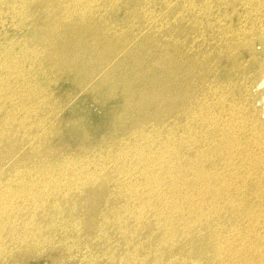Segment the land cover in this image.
Masks as SVG:
<instances>
[{
	"label": "rangeland",
	"instance_id": "374dc122",
	"mask_svg": "<svg viewBox=\"0 0 264 264\" xmlns=\"http://www.w3.org/2000/svg\"><path fill=\"white\" fill-rule=\"evenodd\" d=\"M2 1H4V2H2ZM2 1L0 2V20H1L0 25L2 23L3 24L0 26V45H2V46L4 45V46H3V48H2V46H0V50H1L0 51V58H1L0 59L1 60L0 61V70H1L0 71V82H2L3 80L4 81L0 84L1 85L0 90L2 91V93L0 94V98H1L0 99V114H2L1 116L4 118H2L0 116L1 117L0 120L3 119L0 121V126H2V127H0V142H1L0 143V147H1L0 149L2 150V152L0 150V156H1L0 157V194H1L0 195V207H1L0 208L1 209L0 210L1 211L0 212V226L4 227V228H2L4 230H2L0 228V232L3 235V236H1V234H0V248H2V249H0V251L1 250L3 251V252L2 251L0 252V264H89V263L92 264L91 262H93V264H113V263L114 264H120V263L125 264V260H126V264L127 263L128 264H150V263L154 264L156 261L157 262L155 264H157V263L158 264H181V263L182 264H186V263L187 264H190V263L191 264H201V263L202 264H208V263L209 264H223V263L224 264L225 263L226 264H236V263L237 264H264V222H263L264 219H262V218H264V189H263L264 188V173H263L264 172V170H263L264 169V149H263L264 148L263 147L264 146V1H262V0H253V1L252 0L251 1L250 0H200V1L199 0H187V2H186V0H148V1L147 0H120L118 2V0H101V1L100 0H92V1L90 0V2H89L88 0H85L86 2H84L83 0H74V1L73 0H66V1L64 0V3H63V1L61 0L62 1L61 3L63 4V6H58V5H56L55 7L52 6V10H55L52 14L57 16V17L52 16V18L48 16L51 13L49 10V9H51V6L49 7V9L47 11H44V9H41V6H39V4H40V2H38L39 0H36V1L35 0H22V1L21 0H8V1L2 0ZM5 1H7V2H5ZM12 1H15L16 4L14 3V5H13ZM31 1H33V2H31ZM81 1L84 4L81 3ZM103 1H106L107 3L103 2ZM241 1H245V2H241ZM26 2H29V3H26ZM69 2L73 5L69 4ZM109 2H110V4H109ZM247 2H249L250 5ZM33 3H35V5H36L35 8L33 7L34 6ZM118 3H120V4H118ZM194 3H196L197 5L199 4V5L197 6ZM244 3L247 4L248 7H247V5H244ZM260 3L263 6H261ZM10 4H11V8H12V13H10L11 12V8L9 6ZM204 4L207 7H205ZM252 4H253V6H252ZM19 5H20V7H19ZM80 5H81V7H80ZM209 6H210V9H209ZM25 7H27V8H25ZM28 7L31 9H29ZM181 7H183V8H181ZM199 7H201L202 9ZM36 8H37V10H34ZM191 8L193 11L191 10ZM206 8H207V11H206ZM7 9L9 10L8 13H7ZM16 9H19L20 11L16 10ZM39 9H40V11H39ZM79 9H81V10H79ZM111 9H113V10H111ZM197 9H199L200 11ZM15 10L17 12H15ZM94 10H96L97 13ZM117 10H118V13H117ZM194 10H196V11L194 12ZM255 10H256V12H255ZM70 11L71 12H77V13L81 12V13L78 15H77V13L76 14L74 13L75 14V16H74L71 13H67ZM233 11H234V13H233ZM242 11L243 12L245 11V14ZM191 12H192V14H191ZM28 13H30V14L33 13L32 14L33 17ZM42 13H43V15H41ZM4 14H5V16H4ZM34 14H36V16ZM63 14L65 15L64 18H66V21H64L63 23H69V26H72L75 24V27H76V25H78V23L81 22L79 18L84 16L85 14H93L95 20L92 21V24H90L91 21L88 22V24L83 23L82 26H83V28L84 27L85 28L80 30V27H79L78 29H76L74 31V33L67 31L66 29H64L65 27L55 28V31H53L51 24H50L51 23L50 21H52V20L55 21L56 18L58 20L59 17H62ZM195 14H197V15H195ZM7 15H9V16H7ZM23 15H24V19H22ZM38 15H41V18ZM188 15H189V17H187ZM193 15H195V16H193ZM12 17H13L15 22H13ZM254 17H255V19H254ZM31 18H33V20ZM102 18H104L105 20L103 21ZM248 18H249V20H248ZM256 18L258 21L256 20ZM21 19H22V22H20ZM48 19H51V20L48 21ZM29 20H31V21H29ZM36 20H38V21H36ZM146 20H148V21H146ZM9 23L10 24L12 23L11 26L9 25ZM20 23H21V25H20ZM52 23H54V22H52ZM101 23H103V24H101ZM62 24H61V26H62ZM95 24H97V25L95 26ZM109 24H110L111 28H110ZM178 24H180L179 27H178ZM16 25H17L18 30L16 29ZM89 25H92V26L89 27ZM103 25H104V27H103ZM94 26H95V28H94ZM98 26L101 27L100 30H96V28ZM253 26H255L254 29H253ZM35 27L38 29H36ZM92 27L94 29H92ZM175 28H177V29H175ZM236 28H240V29H236ZM112 29H115V30H112ZM127 29L128 30L130 29V30L128 31ZM245 29H247V30H245ZM90 30L91 31L94 30V31L91 32ZM168 30H170L171 32ZM178 30H179V32H178ZM248 30L249 31L252 30V31L249 32ZM256 30H258V31H256ZM7 31H8V33H7ZM113 31L114 32L116 31L117 33L115 32V35H114ZM126 31H128V33ZM80 32H82V33H80ZM106 32L108 33L107 37L103 35V33H106ZM12 33H14V34H12ZM35 33L36 34L38 33V34L36 35ZM8 34H10V35L12 34V36H10ZM231 34H233V35H231ZM25 35H27V36H25ZM98 35L99 36L101 35V36L98 37ZM223 35H225V36H223ZM24 36L26 39L24 38ZM13 38H16V39H13ZM236 38H238V39H236ZM19 39H21V41H22L21 43H20ZM35 39H36V41H35ZM78 39H80V40L78 41ZM237 40H238V42H237ZM25 41H26V44H24ZM29 41H31V42H29ZM10 42L11 43L14 42L12 44L13 46L11 45ZM15 42H16V44H15ZM126 42L128 45L126 44ZM233 42H236V43H233ZM27 44H28V46H27ZM60 45H62V46H60ZM29 46H31V47H29ZM93 46H97L96 47L97 49H94ZM6 48H10V49L7 50ZM73 49H74V52H73ZM220 50H221V52H220ZM36 51H37V53H36ZM1 52L4 55H2ZM109 52H112V53H109ZM39 53H42V54H39ZM204 55H206V56H204ZM36 56H38V57L36 58ZM81 56H83V57H81ZM106 56H109L108 59ZM207 56H208V58H207ZM11 57H12L13 61L11 60ZM24 57H27V58L23 59ZM29 57H32L31 59H33V60H31ZM5 58H7V59H5ZM81 58L84 60L82 61ZM205 58L207 60H205ZM20 59H22V60H20ZM26 59H28V60H26ZM38 59H40V60H38ZM76 59L78 62L76 61ZM155 60H156V62H155ZM31 61H32V63H31ZM39 61H41V63ZM37 62H39V64ZM11 63L13 64V66ZM22 63H23V65H22ZM24 64H26V65L24 66ZM30 64H31V66H30ZM64 64H66L67 66ZM38 65H39V67H38ZM10 66L13 70L10 68ZM2 67H3V69H2ZM31 67H33V69ZM133 67H135V68H133ZM17 68H18V70H17ZM19 69H22V70H19ZM43 70L47 74H45V72H43ZM20 71H21V73H20ZM145 71H146V73H148L147 75H146ZM112 72H115V73L113 74ZM141 73H143V74H141ZM110 74H112V75H110ZM41 75L43 77H41ZM19 79H20V81H19ZM150 79H151V81H150ZM160 81H162V82H160ZM23 82H25V83H23ZM128 82L130 83V85L127 84ZM28 83H30V84L28 85ZM148 83H150V84H148ZM167 83H169V84H167ZM10 85H12V86H10ZM17 85H19V86H17ZM4 86H6V87H4ZM20 86L24 90L19 88ZM25 86L26 87L28 86L27 90H29V91H25L26 90ZM30 86H32V88ZM160 87L162 88V90H160L161 89ZM7 88L10 90H8ZM15 89H16V91H15ZM42 89H44V90H42ZM35 90L37 92L36 93L37 97L34 95ZM134 90H136V91H134ZM3 91H4V93L5 92L6 93L4 94ZM31 91H32V93H30ZM38 91L40 92L39 94H38ZM42 91H44V93ZM154 91L155 92L158 91V92H156V94H155ZM159 91H160V94H162V95L158 94ZM33 92H34V94H33ZM163 92L165 94L166 93L167 94L165 95ZM41 93H43V94H41ZM169 93H171V94H169ZM17 94H18V96H17ZM44 94H46V95L44 96ZM22 95H23V97H22ZM144 95H146V96H144ZM217 95H219V96H217ZM2 96H4V97H2ZM171 96L175 97V98H172ZM200 96H201V98H199ZM157 97H159L157 99L158 101L156 100ZM219 97H220V99H219ZM5 99H6V102L4 101ZM47 99H48V101H47ZM221 99H224V101ZM195 100L196 101L198 100V103ZM13 101H15L16 103ZM21 101H22V103H21ZM44 101H45V103H43ZM3 102H4V104H3ZM37 102H38V104H37ZM192 102H193V104H192ZM220 102H222L221 103V104H223L222 106H221ZM9 103H11V104L9 105ZM196 103H197V105H196ZM7 104H8V106H6ZM12 104H13V106H12ZM27 104H29V105H27ZM48 104L51 106H48ZM126 104L127 105L130 104V105L127 106ZM199 104H200V106H199ZM36 105H39V106H36ZM19 106L21 107V109L19 108ZM30 106H31V108H30ZM40 106H41V108H40ZM235 106H236V108H235ZM8 107L12 110L9 111ZM5 108L8 109V111H5L4 110ZM124 108H126V109H124ZM199 108H201L202 110H199ZM25 109L28 111V113L25 112L26 111ZM41 109H43V110H41ZM52 109H54L55 111ZM231 109H233V110H231ZM1 110L4 112H2ZM49 110L51 111V113ZM19 111H20V113H19ZM190 111L192 114L190 113ZM231 111H233V113ZM14 112H16V114ZM29 112H30V114H29ZM200 112L203 114V116ZM6 113L9 116H7ZM215 113H216V115H215ZM35 114H37V116ZM195 114H197V115H195ZM50 115H52V116H50ZM186 115H188V116H186ZM12 116H15V117H12ZM22 116H23V119H22ZM234 116H237V117H235L236 119L234 118ZM38 119L39 120L41 119V120L39 121ZM49 119H50V121H48ZM24 121H27V122L25 123ZM28 121H29V123H28ZM189 121H191V122L189 123ZM32 122H34L35 124L33 123L34 124L33 125ZM46 122L48 123L47 126L45 125V124H47ZM150 122H151V124H150ZM23 124H25V125H23ZM152 124H154V125H152ZM239 124H242V125H239ZM4 126H6V127H4ZM250 126H251V128H250ZM255 127H256V129H255ZM46 128H47V130H46ZM149 128H152V129H149ZM174 128H176V129H174ZM215 128H218V129H215ZM4 129H5V131H3ZM168 130L170 132H168ZM262 130H263V132H262ZM38 131H39V133H38ZM146 131H147V133H146ZM48 132H50V133H48ZM143 132H144V134H143ZM257 132H259V133H257ZM184 133L186 135H184ZM261 133H263V134H261ZM12 134H13V136H12ZM24 134H26V135H24ZM50 134H51V136H50ZM135 134H137V136H135ZM168 134H169V137H168ZM209 134H210L211 138L208 137ZM155 135H156V137H155L156 139L154 138ZM180 135H182V137ZM261 135H263V136H261ZM6 136H8V137H6ZM9 136L10 137L12 136L11 140L9 139L10 138ZM38 136H39V138H38ZM183 136L185 138H183ZM40 137L42 138L43 141L40 139ZM46 137H47V139H45ZM188 137L189 138L191 137L190 138L191 140ZM258 137H259V139H258ZM147 138H148V140H147ZM182 138H183V141L181 140ZM22 139H23V142L21 141ZM115 139H117V140H115ZM125 139L128 142L124 141ZM162 139H164V140H162ZM172 139H174V140H172ZM255 139H256V141H255ZM261 139H262V143H261ZM44 141L45 142L47 141V142L45 143ZM149 141H150V143H148ZM151 141H153V142H151ZM255 142L256 143L258 142V143L256 144ZM183 143H185V144H183ZM218 143H219V145H218ZM226 143L227 144L229 143V144L227 145ZM140 144L143 146H141ZM169 144L171 145V147L169 146ZM222 144H223V146H222ZM112 145H114V146H112ZM190 145L192 147H190ZM226 145H227V147H226ZM243 145L246 148L245 147L243 148ZM176 146H177V148H175ZM2 147H4V148H2ZM17 147H19L20 149H17ZM112 147H113V149H112ZM141 147L144 150L143 149L141 150ZM166 147L167 148L169 147L168 150ZM181 147H183V148H181ZM223 147L224 148L226 147V148L223 149ZM240 147H242V148H240ZM30 148H32V149H30ZM204 148L206 150L207 149L208 150L205 151ZM6 149H7V151H5ZM87 149L88 150L90 149V150L88 151ZM99 149H101V150H99ZM105 149H106V151H105ZM130 149H132V151ZM178 149H179V152H177ZM198 150L202 151V152H199ZM161 151L163 153L164 152H166V153L163 154ZM228 151H230V152H228ZM248 151H250V152H248ZM7 152H8V154H7ZM91 152H92V154H91ZM125 152L128 154L130 152L131 154H129V156H128V154H126ZM143 152H145V153H143ZM20 153L22 154V157H21ZM109 153H110V155H109ZM132 153H134L135 155ZM138 153L140 156L138 155ZM197 153H199V155ZM235 153L237 154V156ZM239 153L242 155H240ZM100 154H102V155H100ZM114 154H116V155H114ZM165 154H167V155H165ZM192 154H194V155H192ZM226 154H228L230 157L228 155L225 156ZM65 155H66V157H65ZM67 155H69V157H67ZM98 155H100V156H98ZM107 155H109V156H107ZM221 155H222V158L220 157ZM255 155H256V157H255ZM77 156H79V158ZM104 156L107 158H105ZM112 157H113V159H112ZM180 157H182V158H180ZM184 157H186V158H184ZM246 157H248L249 159ZM31 158H32V161H34V160L35 161L37 160V161L36 162L34 161V163H33L32 161H30ZM48 158H50V159H48ZM138 158L140 159V161L142 160L141 161L142 163L139 161ZM154 158H156V159H154ZM164 158H166V160ZM20 159H21V161H20ZM43 159H45V160H43ZM72 160H73V162H72ZM108 160H109V162H108ZM121 160H123L122 163H121ZM137 160H138V162H137ZM148 160H149V162H148ZM233 160H234V162H233ZM253 160H255V161H253ZM250 161H252V164L249 163ZM54 162H56V163H54ZM87 162H88V164H87ZM100 162H102V163H100ZM225 162H226V164H225ZM239 162L242 164H240ZM63 163H65V164H63ZM67 163H70V164H67ZM72 163H74L73 166L71 165ZM116 163H117V165H116ZM166 163H168V164H166ZM257 163H259V164H257ZM60 164L62 166H60ZM79 164L82 166H80ZM76 165H78V167ZM98 165L101 166V168L100 167L98 168ZM108 165H110V166H108ZM192 165H193V168H191ZM236 165H238V166H236ZM117 166H118V168H117ZM149 166H150V168H149ZM152 166H153V168H152ZM198 166H201V167H198ZM215 166H217V167H215ZM240 166H241V168H239ZM14 167H16V168H14ZM26 167L28 169H25ZM57 167H58V169H55ZM63 167H65V168H63ZM66 167H68V168L66 169ZM122 167H124V169ZM138 167H139V169H138ZM50 168H52V169L50 170ZM132 168H135V169H132ZM145 168L148 170V174H145V173H147V170ZM163 168H164V170H163ZM237 168H239V169H237ZM257 168L259 171H257ZM13 169H15V170H13ZM18 169H20V171ZM75 169H77L76 172H80V173H74ZM91 169H93V170H91ZM152 169L154 171H152ZM197 169H199V170H197ZM201 169H203L206 172H203V170H201ZM27 170H29L31 172H29ZM82 170H85V171L82 172ZM183 170H184V172H183ZM210 170H211V172H210ZM218 170L219 171L221 170V171L219 172ZM98 171H100L99 173L102 172V174H99ZM252 171L254 172V174H256L255 177H253L254 174H252ZM88 172H92V173L89 174ZM94 172H96V173H94ZM167 172H168V174H167ZM261 172L263 174H261ZM27 173H29V175ZM152 173H155V175L153 174L154 175L153 176ZM176 173H177V175H176ZM247 173H249V174H247ZM250 173H251V175H250ZM40 174H42V175H40ZM47 174L48 175L50 174V175L48 176ZM64 174L66 176H64ZM68 174L69 175L71 174V175L67 176ZM83 174H85V175H83ZM218 174H220V175L218 176ZM239 174L242 175L243 178ZM23 175H24V177H23ZM38 175H39V177H38ZM51 175L55 176L54 178H56V179H53V176H51ZM74 175H76V176H74ZM78 175H79V177H78ZM91 175H94V176H92V179H91ZM193 175H194V177H193ZM224 175L226 177H223ZM50 177H52V178H50ZM59 177L61 180L59 179ZM68 177L70 180H72V182H69L70 180H68ZM104 177H106V178H104ZM109 177H111L112 179ZM161 177H163V178H161ZM200 177H201V179H200ZM82 178H84V179H82ZM114 178L116 179V181ZM149 178L150 179L152 178L154 181L150 180ZM235 178H238V179H235ZM13 179L15 181H13ZM48 179L50 182L54 181V183L49 184ZM81 179L84 182L81 181ZM224 179H225V181L226 180L227 181L225 182ZM3 180L4 181L6 180L7 184L5 183L6 181L4 182ZM8 180L10 181V183L8 182ZM23 180L27 181V182L24 183ZM88 180H89V182L91 181L92 183L90 182V184H89ZM98 180H99V182H98ZM118 180L121 181L122 183H119ZM125 180H126V182H125ZM16 181H17V183H16ZM44 181H46V182H44ZM58 181H59V183H56ZM65 181H66V183H65ZM75 181H77V182H75ZM113 181H115V182H113ZM135 181H137V182H135ZM155 181H157V182H155ZM179 181H180V183H179ZM29 182H30V184H29ZM35 182L37 184H35ZM93 182L96 185H94ZM132 182H134L136 185ZM141 182H143V183L141 184ZM18 183H19V185H18ZM23 183L26 185H24ZM124 183H125V186H124ZM130 183H131V185H130ZM146 183H148V184H146ZM151 183H153V184H151ZM156 183H158V184H156ZM257 183H258V185H257ZM11 184H13L12 187L10 186ZM62 184H64V185H62ZM127 184H129V185L127 186ZM228 184H230V185H228ZM234 184H236V186ZM240 184H242V185H240ZM5 185H7V186L5 187ZM53 185H55V186H53ZM76 185H78V186H76ZM84 185H86V186H84ZM87 185H88V187H87ZM137 185L139 188H136ZM140 185H142V186H140ZM153 185H155L156 187ZM178 185H179V187H178ZM21 186L23 187L22 188L23 191L20 188ZM42 186L44 188H42ZM49 186H50V189H49ZM132 186H134V187H132ZM194 186L196 189L194 188ZM209 186H210V188H209ZM7 187H8V189H7ZM37 187H38V189H37ZM126 187H127V189H126ZM128 187H130V188H128ZM144 187H145V189H144ZM218 187H219V189H218ZM228 187L231 189L229 190ZM87 188H88V190H87ZM122 188H124L125 190ZM192 188L194 190H192ZM9 189H11V190L9 191ZM244 189H246V190L244 191ZM259 189L261 190V192L262 191L263 192L261 193L262 195L258 197V194L256 192L259 191ZM75 190H77L78 192ZM147 190H149V191L152 190V191L149 193V191H147ZM2 191L4 194L2 193ZM44 191H45V193H44ZM181 191L184 192V194ZM194 191H197V192H194ZM229 191H230V193H229ZM235 191H237V192H235ZM253 191H254V193H253ZM8 192L9 193L11 192V193L9 194ZM16 192H18V194H16ZM34 192H35V194L33 196ZM65 192H67V194ZM162 192L165 194H163ZM193 192H194V194H193ZM43 193L48 198H45ZM68 193L69 194L71 193V195L68 196ZM137 193H139V194H137ZM157 193H159V194H157ZM237 193H239V194L241 193V194L239 195ZM251 193H253V194L250 195ZM201 194H203V195H201ZM209 194H210V196H209ZM10 195H13V197ZM14 195H15V198H14ZM18 195H19V197H18ZM160 195H162V196H160ZM194 195H196V196H194ZM227 195L230 199L228 197H226ZM16 196H17V199H16ZM38 196H40L41 198H38ZM80 196H81V198H80ZM149 196H150V198H149ZM189 196L191 197V199ZM88 197H89V200L87 199ZM138 197H140L141 199H138ZM152 197L154 198V200ZM90 198H91V200H90ZM193 198H195V199H193ZM240 198H242V199H240ZM249 198L252 200V202H250L251 200ZM259 198H262V199H259ZM68 199L70 202L68 201ZM79 199H81V200H79ZM135 199H136V201H135ZM186 199H188V201ZM226 199H227V201H226ZM35 200L38 203L36 205L34 204L36 202ZM78 200H79V202H78ZM138 200L141 202H139ZM176 200H177V202H176ZM190 200H192L193 202ZM229 200H231V201H229ZM74 201H75V203H74ZM173 201L177 204H175ZM180 201L183 203H181ZM195 201H198V202H195ZM218 201H220V202H218ZM43 202H45V203H43ZM58 202L60 204L57 205ZM24 203H25V206H24ZM197 203H199V205H197ZM248 203H250V204H248ZM15 204L18 207H16ZM20 204H22V205H20ZM43 204H44V206H42ZM50 204L54 205V206L52 207ZM19 205L21 208L19 207ZM34 205H35V208H34ZM87 205L89 206L90 210L87 207ZM140 205L142 207H140ZM153 205H155V206H153ZM192 205H195V206H192ZM8 206H10V207H8ZM64 206H66L67 208ZM146 206H147V208H146ZM213 206L214 207L216 206L217 208L216 207L214 208ZM226 206H227V209H226ZM240 206L241 207L243 206L244 208L242 207L243 208L242 209ZM3 207H7V208H3ZM15 207H16V209H15ZM38 207H40V208H38ZM50 207H52V208H50ZM26 208L30 209L31 212H29L28 209H27L28 210L27 211ZM73 208H74V210H73ZM77 208H78V210H77ZM86 208L88 210H86ZM149 208H150V210H149ZM153 208H154V210H153ZM155 208H156V212H155ZM191 208H193V209L191 210ZM8 209L10 212H11V209H13L11 212L12 214H10ZM57 209H58V211H57ZM169 209L170 210L172 209V210L170 211ZM184 209L185 210L188 209L187 212ZM211 209H213V210H211ZM36 210H38V211H36ZM118 210H119V212H118ZM137 210H140V211H137ZM215 210H216V212H213ZM246 210H247V212L245 213ZM93 211H95V213ZM178 211H179V213H178ZM27 212H28V214H27ZM32 212H33V214H32ZM42 212H44V214ZM123 212H125V213L122 216ZM183 212H184V214H183ZM190 212L194 213V214L191 215ZM204 212H206V213L203 214ZM251 212L254 214H252ZM20 213H21V216L19 215ZM25 213H26V215H25ZM53 213L56 217L53 215ZM134 213H136V214L134 215ZM219 213H220V215H218ZM249 213H250V215H249ZM93 214H94V216H93ZM200 214L203 216L201 217ZM210 214H213V215H210ZM215 214H216V216H215ZM241 214H244V215L241 216ZM251 214L253 217L251 216ZM57 215H60V216H58L59 219H58ZM72 215H73V217H72ZM79 215H80V217H79ZM90 215H92L93 217L92 216L90 217ZM105 215H106V217H104ZM247 215L249 216V218L246 217ZM81 216H82V218H81ZM116 216L117 217L119 216V217L117 218ZM180 216H181V218H180ZM13 217H15V218H13ZM61 217H63V218H61ZM88 217L91 221L88 219ZM244 217H245V219H244ZM259 217H260V219H259ZM31 218H34V219H31ZM50 218H53V219L51 220ZM110 218H112V219H110ZM147 218H149V219H147ZM206 218H208V219H206ZM227 218H228V220H227ZM238 218H239V220H238ZM27 219H28V221H27ZM64 219H65V221H64ZM84 219H85V221H84ZM188 219H189V221H188ZM193 219H194V221H192ZM212 219H213V222H212ZM214 219H217V220L215 221ZM243 219H244V221H243ZM249 219H251L250 221H252L251 222L252 224H250V226H249V223H250ZM86 220H89V222L88 221L86 222ZM13 221H14V223H13ZM34 221H36V222H34ZM62 221L64 224L62 223ZM202 221H203V223H202ZM210 221H211V223H210ZM81 222H82V224H81ZM134 222H136V223H134ZM238 222H241V223H238ZM48 223L50 225H48ZM89 223L92 224L91 225L92 227L90 226ZM94 223H95V225H94ZM188 223H190V225ZM204 223H205V225H204ZM20 224H21V227H20ZM22 224L23 225L25 224L26 227L22 226ZM56 224H58V225H56ZM220 224H222L221 227H220ZM233 224H235V225H233ZM253 224H254V226H253ZM15 225H16V227H15ZM33 225L36 228L33 227ZM52 225H54V226H52ZM74 225H75V227H74ZM231 225H232V227H231ZM241 225H242V227H241ZM96 226L98 227V229H96L97 228ZM102 226H103V228H102ZM222 226H224V227L222 228ZM14 227H15V229H14ZM48 227H50V229ZM188 227H189V229H188ZM191 227H193V228L191 229ZM250 227H251V229H250ZM29 228H30V230H29ZM101 228H102V230H101ZM201 228H203V229H201ZM7 229H9L8 232H7ZM62 229L65 231H63ZM135 229H137V230H135ZM51 230H52V232H51ZM73 230L74 231L76 230V231L74 232ZM113 230H116V231H113ZM139 230H141V231H139ZM153 230H155V231H153ZM219 230L221 232H218ZM247 230H248V232H247ZM255 230H257V231H255ZM32 231L34 232V235H36V234L37 235L34 236ZM200 231H201V233H200ZM100 232H102V233H100ZM169 232L172 234H170ZM224 232L226 234H224ZM254 232H256V233H254ZM257 232H258V234H257ZM3 233L5 234L6 237L4 236ZM55 233L56 234L58 233V235H56ZM68 233H69V235H68ZM136 233H137V235H136ZM151 233H154V234H151ZM21 234H22V236H21ZM245 234L246 235L248 234L247 239L245 237L246 236ZM38 235H40V236H38ZM49 235L52 237H49ZM239 235H241V236H239ZM243 235H245V236H243ZM23 236H24V239H22ZM99 236L101 237V239ZM103 236H105V237H103ZM143 236H145L146 238ZM1 237H3V238H1ZM19 237H21V238H19ZM43 237H45V238H43ZM129 237H132V238H129ZM236 237H237V239H236ZM31 238L33 240H31ZM95 238H96V240H95ZM119 238H122V239H119ZM135 238H137V239H135ZM167 238H168V240H165ZM13 239H14V241H13ZM123 239L125 240L124 242H126L125 245H124ZM224 239H226V240H224ZM39 240H42V241H39ZM100 240H101V242H100ZM139 240H141V242ZM154 240H156V242ZM17 241H19V244ZM28 241H30V242H28ZM104 241H107V243ZM167 241H168V243H167ZM173 241L175 242V244ZM159 242L160 243L162 242V244H160ZM190 242H192V243H190ZM227 242H228V244H226ZM142 243H144L145 245ZM231 243H233V244H231ZM132 244L134 247L132 246ZM134 244H137V245H134ZM243 244H245V245H243ZM28 245H30V246H28ZM170 245H171V248H170ZM236 245H237V247H236ZM146 246H148V247L146 248ZM213 246L215 247V249ZM172 247H173V249H172ZM234 247H235V249H234ZM5 248H6L7 253L5 252ZM103 248H105V249H103ZM244 248L245 249L247 248V249L245 250ZM254 248H255V250H254ZM111 249H113L114 251ZM156 249H157V251H156ZM159 249L160 250L162 249V250L160 251ZM179 249H181L182 253ZM192 249H194V251ZM222 249L224 250V252ZM124 250H126V251H124ZM214 250H215V252H214ZM229 250H232V251H229ZM151 251H152V253H154V254L156 253V254L155 255L152 254ZM219 251H221V253ZM235 251L237 253L236 255L234 253ZM248 251H250V252L253 251V252L251 254ZM186 252H187V254H186ZM189 252L190 253L192 252V253L190 254ZM241 252H242V254H241ZM174 253H176V254L174 255ZM195 253H196V255H195ZM231 253H233V254H231ZM105 254H107V255L105 256ZM171 254H172V256H171ZM183 254H185V255H183ZM228 254H229V256H228ZM133 255H135V257ZM147 255H149V256H147ZM188 255L190 256V258ZM218 255H220L221 257H219ZM232 255H235V256L232 257ZM252 255H253V257H252ZM125 256L127 257V259ZM159 256H161V257H159ZM166 256L168 258H166ZM230 256H231V260L229 259ZM248 256L251 258H249ZM139 257H140V259H139ZM236 257H238L239 259ZM156 258H157V260H156ZM158 258H160V259H158ZM205 258L208 259L209 261H207ZM223 258H225V259H223ZM234 258H236V259H234ZM90 259H91V261H90ZM113 259L114 260L116 259L115 262L113 261ZM132 259H134L135 261ZM161 259L163 261H161ZM241 259H242V261H241ZM244 259H245V261L243 262ZM111 260H112V262H110ZM147 260L149 261V263ZM220 261H221V263H220ZM161 262H163V263H161ZM228 262H230V263H228Z\"/></svg>",
	"mask_w": 264,
	"mask_h": 264
},
{
	"label": "bare ground",
	"instance_id": "6f19581e",
	"mask_svg": "<svg viewBox=\"0 0 264 264\" xmlns=\"http://www.w3.org/2000/svg\"><path fill=\"white\" fill-rule=\"evenodd\" d=\"M1 1H2V0H1ZM1 1H0V2H1ZM7 1H8V0H7ZM7 1H5V2H7ZM21 1H22V0H21ZM35 1H36V0H35ZM62 1H63V3H64V0H62ZM62 1H61V0H43V1H42V0H39L38 2H40L39 6H41V9H44V11H47V10L49 9V7L51 6V9H49L51 13H50L48 16L52 18V16L57 17V16H55V15L52 14V13L55 11V10H52V6H54V7H55L56 5H58V6H63V4L61 3ZM65 1H66V0H65ZM73 1H74V0H73ZM83 1L86 2L85 0H83ZM88 1L90 2V0H88ZM91 1H92V0H91ZM100 1H101V0H100ZM119 1H120V0H118V2H119ZM147 1H148V0H147ZM199 1H200V0H199ZM250 1H251V0H250ZM250 1H249V2H250ZM252 1H253V0H252ZM262 1H264V0H262ZM2 2H4V1H2ZM12 2H13L12 4L14 5L15 1H12ZM23 2H24V1H23ZM23 2H22V3H23ZM31 2H33V1H31ZM94 2H95V1H94ZM96 2H97V1H96ZM103 2H106V1H103ZM183 2H184V1H183ZM186 2H187V0H186ZM195 2H196V1H195ZM241 2H245V1H241ZM249 2H247V3H249ZM258 2H259V1H258ZM26 3H29V2H26ZM26 3H25V4H26ZM81 3H83V2L81 1ZM106 3H107V2H106ZM116 3H117V2H116ZM148 3H149V2H148ZM184 3H185V2H184ZM191 3H192V2H191ZM200 3H201V2H200ZM2 4H3V3H2ZM4 4H5V3H4ZM8 4H9V3H8ZM15 4H16V3H15ZM17 4H18V3H17ZM25 4H24V5H25ZM33 4H34V6H33V5H32V6L35 8L36 5H35V3H33ZM69 4H71V3L69 2ZM83 4H84V3H83ZM86 4H87V3H86ZM95 4H96V3H95ZM98 4H99V3H98ZM98 4H97V5H98ZM109 4H110V2H109ZM118 4H120V3H118ZM189 4H190V3H189ZM194 4H196V3H194ZM256 4H257V3H256ZM21 5H22V4H21ZM27 5H28V4H27ZM71 5H73V4H71ZM77 5H78V4H77ZM88 5H89V4H88ZM100 5H101V4H100ZM191 5H192V4H191ZM196 5H197V4H196ZM198 5H199V4H198ZM198 5H197V6H198ZM244 5H247V4L244 3ZM249 5H250V3H249ZM254 5H255V4H254ZM260 5H261V3H260ZM2 6H3V5H2ZM6 6H7V5H6ZM9 6H10V8H11V4H10ZM22 6H23V5H22ZM22 6H21V7H22ZM64 6H65V5H64ZM110 6H111V5H110ZM117 6H118V5H117ZM192 6H193V5H192ZM204 6H205V4H204ZM252 6H253V4H252ZM261 6H263V5H261ZM19 7H20V5H19ZM23 7H24V6H23ZM76 7H77V6H76ZM80 7H81V5H80ZM88 7H89V6H88ZM91 7H92V6H91ZM106 7H107V6H106ZM120 7H121V6H120ZM145 7H146V6H145ZM145 7H144V8H145ZM205 7H207V6H205ZM247 7H248V5H247ZM254 7H255V6H254ZM15 8H16V7H15ZM25 8H27V7H25ZM25 8H24V9H25ZM28 8H29V7H28ZM93 8H94V7H93ZM103 8H104V7H103ZM116 8H117V7H116ZM181 8H183V7H181ZM193 8H194V7H193ZM195 8H196V7H195ZM199 8H201V7H199ZM252 8H253V7H252ZM3 9H4V8H3ZM29 9H31V8H29ZM74 9H75V8H74ZM82 9H83V8H82ZM96 9H97V8H96ZM105 9H106V8H105ZM109 9H110V8H109ZM201 9H202V8H201ZM204 9H205V8H204ZM204 9H203V10H204ZM209 9H210V6H209ZM233 9H234V8H233ZM16 10H19V9H16ZM16 10H15V12H17ZM34 10H37V8L34 9ZM68 10H69V9H68ZM77 10H78V9H77ZM79 10H81V9H79ZM91 10H92V9H91ZM97 10H98V9H97ZM111 10H113V9H111ZM183 10H184V9H183ZM185 10H186V9H185ZM191 10H192V8H191ZM197 10H199V9H197ZM2 11H3V10H2ZM8 11H9V10L7 9V13H8ZM19 11H20V10H19ZM22 11H23V10H22ZM22 11H21V12H22ZM24 11H25V10H24ZM39 11H40V9H39ZM44 11H43V12H44ZM87 11H88V10H87ZM89 11H90V10H89ZM94 11H96V10H94ZM101 11H102V10H101ZM114 11H115V10H114ZM189 11H190V10H189ZM192 11H193V10H192ZM195 11H196V10H194V12H195ZM199 11H200V10H199ZM206 11H207V8H206ZM245 11H246V10H245ZM245 11H244V12L242 11V12L245 14ZM247 11H248V10H247ZM251 11H252V10H251ZM35 12H36V11H35ZM85 12H86V11H85ZM187 12H188V11H187ZM235 12H236V11H235ZM249 12H250V11H249ZM255 12H256V10H255ZM1 13H2V12H1ZM10 13H12V8H11V12H10ZM24 13H25V12H24ZM24 13H23V14H24ZM33 13H34V12H33ZM33 13H32V14H33ZM37 13H38V12H37ZM39 13H40V12H39ZM67 13H71V14H73V15L75 16V14H76L77 12H71V11H70V12H67ZM74 13H75V14H74ZM80 13H81V12H80ZM80 13H77V15L80 14ZM93 13H94V12H93ZM96 13H97V11H96ZM105 13H106V12H105ZM117 13H118V10H117ZM185 13H186V12H185ZM185 13H184V14H185ZM233 13H234V11H233ZM28 14H30V13H28ZM32 14H30V15L32 16ZM65 14H66V13H65ZM103 14H104V13H103ZM103 14H102V15H103ZM144 14H145V13H144ZM186 14H187V13H186ZM191 14H192V12H191ZM249 14H250V13H249ZM9 15H10V14H9ZM9 15H7V16H9ZM11 15H12V14H11ZM24 15H25V14H24ZM24 15H23L22 19H24ZM34 15L36 16V14H34ZM41 15H43V13H42ZM41 15H38V16H40V18H41ZM69 15H70V14H69ZM181 15H182V14H181ZM195 15H197V14H195ZM195 15H193V16H195ZM4 16H5V14H4ZM14 16H15V15H14ZM21 16H22V15H21ZM99 16H100V15H99ZM104 16H105V15H104ZM184 16H185V15H184ZM229 16H230V15H229ZM254 16H255V15H254ZM28 17H29V16H28ZM32 17H33V16H32ZM64 17H65V15L63 14L62 17H59L58 20H57V18H56L55 21H53V20L50 21V22H51L50 24H51V27H52V30H53V31H55V28H60V27L62 28V27H65L64 29H66L67 31H70V32H73V33H74V31H75L76 29H78L79 27H80V30H82V29L85 28V27L83 28V26H82L83 23H84V24H88V22L91 21L90 24H92V21L95 20L93 14H85L84 16H82V17L79 18L81 22H79L78 25H76V27H75V24L72 25V26H69V23H63L64 21H66V18H64ZM70 17H71V16H70ZM182 17H183V16H182ZM187 17H189V15H188ZM197 17H198V16H197ZM225 17H226V16H225ZM247 17H248V16H247ZM249 17H250V16H249ZM2 18H3V17H2ZM15 18H16V17H15ZM17 18H18V17H17ZM72 18H73V17H72ZM107 18H108V17H107ZM12 19H13V17H12ZM22 19H21L20 22H22ZM25 19H26V18H25ZM28 19H29V18H28ZM31 19L33 20V18H31ZM38 19H39V18H38ZM74 19H75V18H74ZM151 19H152V18H151ZM254 19H255V17H254ZM15 20H16V19H15ZM34 20H35V19H34ZM49 20H51V19H48V21H49ZM56 20H57V21H56ZM100 20H101V19H100ZM102 20L104 21L105 19L102 18ZM248 20H249V18H248ZM256 20H257V18H256ZM260 20H261V19H260ZM11 21H12V20H11ZM26 21H27V20H26ZM29 21H31V20H29ZM36 21H38V20H36ZM106 21H107V20H106ZM146 21H148V20H146ZM257 21H258V20H257ZM0 22H1V20H0ZM6 22H7V21H6ZM13 22H15L14 19H13ZM13 22H12V23H13ZM27 22H28V21H27ZM52 22H54V23H52ZM195 22H196V21H195ZM254 22H255V21H254ZM4 23H5V22H4ZM12 23H11V24H12ZM37 23H38V22H37ZM40 23H41V22H40ZM62 23H63V24H62ZM252 23H253V22H252ZM2 24H3V23H2ZM2 24H1V25H2ZM11 24L9 23L10 26H11ZM22 24H23V23H22ZM38 24H39V23H38ZM61 24H62V26H61ZM101 24H103V23H101ZM107 24H108V23H107ZM147 24H148V23H147ZM170 24H171V23H170ZM194 24H195V23H194ZM1 25H0V26H1ZM6 25H7V24H6ZM9 25H8V26H9ZM13 25H14V24H13ZM18 25H19V24H18ZM20 25H21V23H20ZM96 25H97V24H95V26H96ZM105 25H106V24H105ZM179 25H180V24H178V27H179ZM91 26H92V25H89V27H91ZM95 26H94V28H95ZM99 26H100V25H99ZM99 26L96 28V30H100V29H101V27H99ZM101 26H102V25H101ZM109 26H110V24H109ZM256 26H257V25H256ZM13 27H14V26H13ZM32 27H33V26H32ZM103 27H104V25H103ZM35 28H36V27H35ZM40 28H41V27H40ZM94 28L92 27V29H94ZM110 28H111V26H110ZM112 28H113V27H112ZM127 28H128V27H127ZM193 28H194V27H193ZM234 28H235V27H234ZM254 28H255V26H253V29H254ZM7 29H8V28H7ZM16 29H17V25H16ZM25 29H26V28H25ZM36 29H38V28H36ZM36 29H35V30H36ZM105 29H106V28H105ZM175 29H177V28H175ZM224 29H225V28H224ZM236 29H240V28H236ZM242 29H243V28H242ZM257 29H258V28H257ZM10 30H11V29H10ZM17 30H18V29H17ZM39 30H40V29H39ZM112 30H115V29H112ZM117 30H118V29H117ZM125 30H126V29H125ZM127 30H128V29H127ZM129 30H130V29H129ZM129 30H128V31H129ZM233 30H234V29H233ZM245 30H247V29H245ZM4 31H5V30H4ZM14 31H15V30H14ZM90 31H91V30H90ZM92 31H94V30H92ZM92 31H91V32H92ZM101 31H102V30H101ZM118 31H119V30H118ZM121 31H122V30H121ZM128 31H126V32L128 33ZM168 31H170V30H168ZM173 31H174V30H173ZM248 31H249V30H248ZM250 31H252V30H250ZM250 31H249V32H250ZM256 31H258V30H256ZM33 32H34V31H33ZM35 32H36V31H35ZM113 32H114V31H113ZM115 32H116V31H115ZM115 32H114V35H115ZM170 32H171V31H170ZM175 32H176V31H175ZM178 32H179V30H178ZM220 32H221V31H220ZM231 32H232V31H231ZM243 32H244V31H243ZM246 32H247V31H246ZM7 33H8V31H7ZM14 33H15V32H14ZM14 33H12V34H14ZM80 33H82V32H80ZM110 33H111V32H110ZM116 33H117V32H116ZM173 33H174V32H173ZM227 33H228V32H227ZM236 33H237V32H236ZM241 33H242V32H241ZM247 33H248V32H247ZM3 34H4V33H3ZM12 34H11V35L8 34V35L12 36ZM35 34H36V33H35ZM37 34H38V33H37ZM37 34H36V35H37ZM89 34H90V33H89ZM107 34H108L107 32H106V33H103V35L106 36V37H107ZM129 34H130V33H129ZM169 34H170V33H169ZM229 34H230V33H229ZM32 35H33V34H32ZM92 35H93V34H92ZM116 35H117V34H116ZM231 35H233V34H231ZM247 35H248V34H247ZM25 36H27V35H25ZM25 36H24V38H25ZM63 36H64V35H63ZM77 36H78V35H77ZM100 36H101V35H100ZM100 36L98 35V37H100ZM173 36H174V35H173ZM175 36H176V35H175ZM178 36H179V35H178ZM221 36H222V35H221ZM223 36H225V35H223ZM17 37H18V36H17ZM86 37H87V36H86ZM98 37H97V38H98ZM22 38H23V37H22ZM22 38H21V39H22ZM32 38H33V37H32ZM38 38H39V37H38ZM87 38H88V37H87ZM95 38H96V37H95ZM174 38H175V37H174ZM222 38H223V37H222ZM13 39H16V38H13ZM13 39H12V40H13ZM21 39H19V40H20V43L22 42ZM25 39H26V38H25ZM27 39H28V38H27ZM36 39H37V38H36ZM36 39H35V41H36ZM81 39H82V38H81ZM128 39H129V38H128ZM223 39H224V38H223ZM236 39H238V38H236ZM3 40H4V39H3ZM9 40H10V39H9ZM33 40H34V39H33ZM33 40H32V41H33ZM37 40H38V39H37ZM79 40H80V39H78V41H79ZM98 40H99V39H98ZM27 41H28V40H27ZM233 41H234V40H233ZM7 42H8V41H7ZM7 42H6V43H7ZM11 42H12V41H11ZM11 42H10V43H11ZM29 42H31V41H29ZM237 42H238V40H237ZM4 43H5V42H4ZM8 43H9V42H8ZM13 43H14V42H13ZM13 43H11V45H12ZM18 43H19V42H18ZM23 43H24V42H23ZM93 43H94V42H93ZM124 43H125V42H124ZM145 43H146V42H145ZM170 43H171V42H170ZM233 43H236V42H233ZM15 44H16V42H15ZM24 44H26V41H25ZM81 44H82V43H81ZM126 44H127V42H126ZM238 44H239V43H238ZM20 45H21V44H20ZM32 45H33V44H32ZM127 45H128V44H127ZM0 46H2V45H0ZM3 46H4V45H3ZM3 46H2V48H3ZM12 46H13V45H12ZM27 46H28V44H27ZM60 46H62V45H60ZM124 46H125V45H124ZM124 46H123V47H124ZM7 47H8V46H7ZM23 47H24V46H23ZM29 47H31V46H29ZM33 47H34V46H33ZM36 47H37V46H36ZM41 47H42V46H41ZM96 47H97V46H93L94 49H97ZM98 47H99V46H98ZM125 47H126V46H125ZM25 48H26V47H25ZM38 48H39V47H38ZM71 48H72V47H71ZM104 48H105V47H104ZM6 49L8 50V49H10V48H6ZM6 49H5V50H6ZM13 49H14V48H13ZM22 49H23V48H22ZM31 49H32V48H31ZM48 49H49V48H48ZM3 50H4V49H3ZM24 50H25V49H24ZM39 50H40V49H39ZM39 50H38V51H39ZM71 50H72V49H71ZM0 51H1V50H0ZM11 51H12V50H11ZM14 51H15V50H14ZM30 51H31V50H30ZM88 51H89V50H88ZM12 52H13V51H12ZM20 52H21V51H20ZM28 52H29V51H28ZM39 52H40V51H39ZM66 52H67V51H66ZM73 52H74V49H73ZM218 52H219V51H218ZM220 52H221V50H220ZM1 53H2V52H1ZM10 53H11V52H10ZM16 53H17V52H16ZM25 53H26V52H25ZM36 53H37V51H36ZM36 53H35V54H36ZM44 53H45V52H44ZM56 53H57V52H56ZM71 53H72V52H71ZM109 53H112V52H109ZM138 53H139V52H138ZM8 54H9V53H8ZM11 54H12V53H11ZM13 54H14V53H13ZM39 54H42V53H39ZM74 54H75V53H74ZM84 54H85V53H84ZM2 55H4V54L2 53ZM25 55H26V54H25ZM28 55H29V54H28ZM138 55H139V54H138ZM140 55H141V54H140ZM169 55H170V54H169ZM169 55H168V56H169ZM16 56H17V55H16ZM41 56H42V55H41ZM204 56H206V55H204ZM208 56H209V55H208ZM208 56H207V58H208ZM5 57H6V56H5ZM8 57H9V56H8ZM8 57H7V58H8ZM14 57H15V56H14ZM14 57H13V58H14ZM37 57H38V56H36V58H37ZM75 57H76V56H75ZM81 57H83V56H81ZM106 57H107V59H108L109 56H106ZM106 57H105V58H106ZM3 58H4V57H3ZM7 58H5V59H7ZM17 58H18V57H17ZM17 58H16V59H17ZM25 58H27V57H24L23 59H25ZM29 58L31 59L32 57H29ZM72 58H73V57H72ZM102 58H103V57H102ZM0 59H1V58H0ZM14 59H15V58H14ZM67 59H68V58H67ZM67 59H66V60H67ZM86 59H87V58H86ZM138 59H139V58H138ZM155 59H156V58H155ZM202 59H203V58H202ZM11 60L13 61L12 57H11ZM17 60H18V59H17ZM20 60H22V59H20ZM26 60H28V59H26ZM31 60H33V59H31ZM38 60H40V59H38ZM69 60H70V59H69ZM69 60H68V61H69ZM71 60H72V59H71ZM81 60L83 61L84 59L81 58ZM205 60H207V59L205 58ZM0 61H1V60H0ZM3 61H4V60H3ZM76 61H77V59H76ZM101 61H102V60H101ZM107 61H108V60H107ZM22 62H23V61H22ZM24 62H25V61H24ZM35 62H36V61H35ZM39 62L41 63V61H39ZM39 62H37V63L39 64ZM77 62H78V61H77ZM104 62H105V61H104ZM135 62H136V61H135ZM155 62H156V60H155ZM9 63H10V62H9ZM19 63H20V62H19ZM19 63H18V64H19ZM31 63H32V61H31ZM63 63H64V62H63ZM63 63H62V64H63ZM68 63H69V62H68ZM11 64H12V63H11ZM11 64H10V65H11ZM18 64H17V65H18ZM62 64H61V65H62ZM69 64H70V63H69ZM74 64H75V63H74ZM2 65H3V64H2ZM8 65H9V64H8ZM19 65H20V64H19ZM22 65H23V63H22ZM25 65H26V64H24V66H25ZM42 65H43V64H42ZM64 65H66V64H64ZM136 65H137V64H136ZM12 66H13V64H12ZM30 66H31V64H30ZM34 66H35V65H34ZM66 66H67V65H66ZM5 67H6V66H5ZM20 67H21V66H20ZM22 67H23V66H22ZM35 67H36V66H35ZM35 67H34V68H35ZM38 67H39V65H38ZM41 67H42V66H41ZM10 68H11V66H10ZM31 68L33 69V67H31ZM133 68H135V67H133ZM2 69H3V67H2ZM5 69H6V68H5ZM11 69H12V68H11ZM28 69H29V68H28ZM12 70H13V69H12ZM17 70H18V68H17ZM19 70H22V69H19ZM37 70H38V69H37ZM141 70H142V69H141ZM172 70H173V69H172ZM0 71H1V70H0ZM3 71H4V70H3ZM7 71H8V70H7ZM23 71H24V70H23ZM38 71H39V70H38ZM169 71H170V70H169ZM25 72H26V71H25ZM34 72H35V71H34ZM34 72H33V73H34ZM43 72H45V71L43 70ZM18 73H19V72H18ZM20 73H21V71H20ZM112 73L114 74L115 72H112ZM137 73H138V72H137ZM145 73H146V71H145ZM204 73H205V72H204ZM4 74H5V73H4ZM9 74H10V73H9ZM12 74H13V73H12ZM24 74H25V73H24ZM30 74H31V73H30ZM30 74H29V75H30ZM38 74H39V73H38ZM45 74H47V73L45 72ZM141 74H143V73H141ZM141 74H140V75H141ZM147 74H148V73H146V75H147ZM5 75H6V74H5ZM13 75H14V74H13ZM21 75H22V74H21ZM110 75H112V74H110ZM24 76H25V75H24ZM35 76H36V75H35ZM115 76H116V75H115ZM36 77H37V76H36ZM41 77H43V76L41 75ZM5 78H6V77H5ZM20 78H21V77H20ZM151 79H152V78H151ZM151 79H150V81H151ZM11 80H12V79H11ZM131 80H132V79H131ZM139 80H140V79H139ZM148 80H149V79H148ZM3 81H4V80H3ZM3 81H2V82H3ZM19 81H20V79H19ZM25 81H26V80H25ZM162 81H163V80H162ZM162 81H160V82H162ZM2 82H0V84H1ZM7 82H8V81H7ZM12 82H13V81H12ZM21 82H22V81H21ZM21 82H20V83H21ZM35 82H36V81H35ZM35 82H34V83H35ZM132 82H133V81H132ZM148 82H149V81H148ZM154 82H155V81H154ZM160 82H159V83H160ZM168 82H169V81H168ZM23 83H25V82H23ZM26 83H27V82H26ZM39 83H40V82H39ZM169 83H170V82H169ZM169 83H167V84H169ZM10 84H11V83H10ZM29 84H30V83H28V85H29ZM37 84H38V83H37ZM123 84H124V83H123ZM127 84L130 85L129 82H128ZM135 84H136V83H135ZM148 84H150V83H148ZM161 84H162V83H161ZM206 84H207V83H206ZM34 85H35V84H34ZM117 85H118V84H117ZM146 85H147V84H146ZM154 85H155V84H154ZM0 86H1V85H0ZM10 86H12V85H10ZM17 86H19V85H17ZM32 86H33V85H32ZM32 86H30V87L32 88ZM126 86H127V85H126ZM165 86H166V85H165ZM207 86H208V85H207ZM2 87H3V86H2ZM4 87H6V86H4ZM25 87H26V86H25ZM27 87H28V86H27ZM27 87H26V90H25V91H29V90H27ZM35 87H36V86H35ZM163 87H164V86H163ZM16 88H17V87H16ZM19 88H21V86H20ZM36 88H37V87H36ZM124 88H125V87H124ZM160 88H161V87H160ZM160 88H159V89H160ZM208 88H209V87H208ZM1 89H2V88H1ZM7 89H8V88H7ZM21 89H23V88H21ZM33 89H34V88H33ZM40 89H41V88H40ZM147 89H148V88H147ZM163 89H164V88H163ZM3 90H4V89H3ZM8 90H10V89H8ZM11 90H12V89H11ZM19 90H20V89H19ZM23 90H24V89H23ZM23 90H22V91H23ZM31 90H32V89H31ZM42 90H44V89H42ZM130 90H131V89H130ZM156 90H157V89H156ZM160 90H162V88H161ZM219 90H220V89H219ZM221 90H222V89H221ZM0 91H1V90H0ZM15 91H16V89H15ZM32 91H33V90H32ZM32 91H31L30 93H32ZM122 91H123V90H122ZM131 91H132V90H131ZM134 91H136V90H134ZM146 91H147V90H146ZM149 91H150V90H149ZM215 91H216V90H215ZM17 92H18V91H17ZM42 92L44 93V91H42ZM128 92H129V91H128ZM156 92H158V91H156ZM156 92L154 91L155 94H156ZM168 92H169V91H168ZM205 92H206V91H205ZM1 93H2V91L0 92V94H1ZM3 93H4V91H3ZM5 93H6V92H5ZM5 93H4V94H5ZM21 93H22V92H21ZM36 93H37V92H36V90H35V94H34V92H33V94L36 96ZM39 93H40V92L38 91V94H39ZM43 93H41V94H43ZM136 93H137V92H136ZM163 93H164V92H163ZM172 93H173V92H172ZM180 93H181V92H180ZM23 94H24V93H23ZM33 94H32V95H33ZM132 94H133V93H132ZM158 94H160V91H159ZM164 94H165V93H164ZM164 94H163V95H164ZM166 94H167V93H166ZM166 94H165V95H166ZM169 94H171V93H169ZM208 94H209V93H208ZM32 95H31V96H32ZM45 95H46V94H44V96H45ZM133 95H134V94H133ZM151 95H152V94H151ZM153 95H154V94H153ZM160 95H162V94H160ZM172 95H173V94H172ZM175 95H176V94H175ZM17 96H18V94H17ZM26 96H27V95H26ZM31 96H30V97H31ZM131 96H132V95H131ZM131 96H130V97H131ZM144 96H146V95H144ZM167 96H168V95H167ZM191 96H192V95H191ZM217 96H219V95H217ZM2 97H4V96H2ZM8 97H9V96H8ZM22 97H23V95H22ZM22 97H21V98H22ZM36 97H37V96H36ZM36 97H35V98H36ZM39 97H40V96H39ZM42 97H43V96H42ZM46 97H47V96H46ZM46 97H45V98H46ZM155 97H156V96H155ZM171 97H172V96H171ZM221 97H222V96H221ZM158 98H159V97H157L156 100H157ZM164 98H165V97H164ZM172 98H175V97H172ZM176 98H177V97H176ZM188 98H189V97H188ZM191 98H192V97H191ZM199 98H201V96H200ZM0 99H1V98H0ZM12 99H13V98H12ZM16 99H17V98H16ZM26 99H27V98H26ZM39 99H40V98H39ZM160 99H161V98H160ZM162 99H163V98H162ZM193 99H194V98H193ZM195 99H196V98H195ZM219 99H220V97H219ZM22 100H23V99H22ZM33 100H34V99H33ZM131 100H132V99H131ZM145 100H146V99H145ZM148 100H149V99H148ZM154 100H155V99H154ZM176 100H177V99H176ZM198 100H199V99H198ZM198 100H197V101L195 100V101L198 103ZM202 100H203V99H202ZM221 100L224 101V99H221ZM4 101L6 102V99H5ZM8 101H9V100H8ZM10 101H11V100H10ZM15 101H16V100H15ZM15 101H13V102H15ZM29 101H30V100H29ZM47 101H48V99H47ZM47 101H46V102H47ZM143 101H144V100H143ZM157 101H158V100H157ZM161 101H162V100H161ZM172 101H173V100H172ZM195 101H194V102H195ZM219 101H220V100H219ZM32 102H33V101H32ZM127 102H128V101H127ZM133 102H134V101H133ZM140 102H141V101H140ZM146 102H147V101H146ZM203 102H204V101H203ZM11 103H12V102H11ZM11 103H9V105H10ZM15 103H16V102H15ZM21 103H22V101H21ZM23 103H24V102H23ZM43 103H45V101H44ZM43 103H42V104H43ZM163 103H164V102H163ZM197 103H196V105H197ZM218 103H219V102H218ZM221 103H222V102H220V104H221ZM3 104H4V102H3ZM35 104H36V103H35ZM37 104H38V102H37ZM192 104H193V102H192ZM200 104H201V103H200ZM200 104H199V106H200ZM220 104H219V105H220ZM230 104H231V103H230ZM236 104H237V103H236ZM19 105H20V104H19ZM27 105H29V104H27ZM32 105H33V104H32ZM126 105H127V104H126ZM129 105H130V104H129ZM129 105H127V106H129ZM139 105H140V104H139ZM139 105H138V106H139ZM143 105H144V104H143ZM145 105H146V104H145ZM201 105H202V104H201ZM222 105H223V104H221V106H222ZM232 105H233V104H232ZM6 106H8V104H7ZM12 106H13V104H12ZM15 106H16V105H15ZM36 106H39V105H36ZM48 106H51V105L48 104ZM173 106H174V105H173ZM217 106H218V105H217ZM9 107H10V106H9ZM9 107H8V109H9V111H11L12 109H10ZM17 107H18V106H17ZM17 107H16V108H17ZM25 107H26V106H25ZM32 107H33V106H32ZM223 107H224V106H223ZM233 107H234V106H233ZM1 108H2V107H1ZM6 108H7V107H6ZM6 108H5L4 110H5V111H8V109H6ZM14 108H15V107H14ZM19 108L21 109L20 106H19ZM30 108H31V106H30ZM33 108H34V107H33ZM35 108H36V107H35ZM40 108H41V106H40ZM181 108H182V107H181ZM220 108H221V107H220ZM235 108H236V106H235ZM27 109H28V108H27ZM37 109H38V108H37ZM124 109H126V108H124ZM175 109H176V108H175ZM225 109H226V108H225ZM14 110H15V109H14ZM22 110H23V109H22ZM25 110H26V109H25ZM41 110H43V109H41ZM52 110H54V109H52ZM195 110H196V109H195ZM199 110H202V109L199 108ZM231 110H233V109H231ZM1 111H2V110H1ZM17 111H18V110H17ZM49 111H50V110H49ZM54 111H55V110H54ZM183 111H184V110H183ZM187 111H188V110H187ZM224 111H225V110H224ZM234 111H235V110H234ZM2 112H4V111H2ZM12 112H13V111H12ZM25 112L28 113L27 110H26ZM35 112H36V111H35ZM45 112H46V111H45ZM178 112H179V111H178ZM180 112H181V111H180ZM192 112H193V111H192ZM194 112H195V111H194ZM231 112L233 113V111H231ZM235 112H236V111H235ZM8 113H9V112H8ZM14 113L16 114V112H14ZM19 113H20V111H19ZM37 113H38V112H37ZM50 113H51V111H50ZM168 113H169V112H168ZM190 113H191V111H190ZM197 113H198V112H197ZM200 113H201V112H200ZM6 114H7V113H6ZM29 114H30V112H29ZM45 114H46V113H45ZM53 114H54V113H53ZM53 114H52V115H53ZM191 114H192V113H191ZM201 114H202V113H201ZM1 115H2V114H0V116H1ZM13 115H14V114H13ZM22 115H23V114H22ZM32 115H33V114H32ZM35 115L37 116V114H35ZM52 115H50V116H52ZM193 115H194V114H193ZM195 115H197V114H195ZM215 115H216V113H215ZM7 116H9V115L7 114ZM18 116H19V115H18ZM23 116H24V115H23ZM23 116H22V119H23ZM40 116H41V115H40ZM40 116H39V117H40ZM48 116H49V115H48ZM186 116H188V115H186ZM198 116H199V115H198ZM198 116H197V117H198ZM202 116H203V114H202ZM1 117H2V116H1ZM1 117H0V118H1ZM10 117H11V116H10ZM12 117H15V116H12ZM39 117H38V118H39ZM41 117H42V116H41ZM235 117H237V116H234V118H235ZM2 118H4V117H2ZM27 118H28V117H27ZM55 118H56V117H55ZM156 118H157V117H156ZM200 118H201V117H200ZM203 118H204V117H203ZM203 118H202V119H203ZM238 118H239V117H238ZM24 119H25V118H24ZM47 119H48V118H47ZM50 119H51V118H50ZM50 119H49L48 121H50ZM186 119H187V118H186ZM190 119H191V118H190ZM192 119H193V118H192ZM197 119H198V118H197ZM235 119H236V118H235ZM235 119H234V120H235ZM1 120H3V119H1ZM1 120H0V121H1ZM6 120H7V119H6ZM35 120H36V119H35ZM38 120H39V119H38ZM40 120H41V119H40ZM40 120H39V121H40ZM42 120H43V119H42ZM53 120H54V119H53ZM226 120H227V119H226ZM8 121H9V120H8ZM13 121H14V120H13ZM31 121H32V120H31ZM33 121H34V120H33ZM176 121H177V120H176ZM187 121H188V120H187ZM187 121H186V122H187ZM191 121H192V120H191ZM191 121H189V123H190ZM235 121H236V120H235ZM11 122H12V121H11ZM24 122L26 123L27 121H24ZM35 122H36V121H35ZM184 122H185V121H184ZM193 122H194V121H193ZM202 122H203V121H202ZM7 123H8V122H7ZM19 123H20V122H19ZM28 123H29V121H28ZM33 123H34V122H32V124H33ZM42 123H43V122H42ZM46 123H47V122H46ZM50 123H51V122H50ZM140 123H141V122H140ZM3 124H4V123H3ZM9 124H10V123H9ZM34 124H35V123H34ZM34 124H33V125H34ZM36 124H37V123H36ZM38 124H39V123H38ZM52 124H53V123H52ZM150 124H151V122H150ZM191 124H192V123H191ZM191 124H190V125H191ZM198 124H199V123H198ZM205 124H206V123H205ZM236 124H237V123H236ZM13 125H14V124H13ZM23 125H25V124H23ZM45 125L47 126L48 123L45 124ZM45 125H44V126H45ZM152 125H154V124H152ZM179 125H180V124H179ZM196 125H197V124H196ZM196 125H195V126H196ZM212 125H213V124H212ZM212 125H211V126H212ZM231 125H232V124H231ZM234 125H235V124H234ZM239 125H242V124H239ZM251 125H252V124H251ZM20 126H21V125H20ZM50 126H51V125H50ZM52 126H53V125H52ZM188 126H189V125H188ZM195 126H194V127H195ZM209 126H210V125H209ZM237 126H238V125H237ZM0 127H2V126H0ZM4 127H6V126H4ZM10 127H11V126H10ZM13 127H14V126H13ZM13 127H12V128H13ZM24 127H25V126H24ZM24 127H23V128H24ZM29 127H30V126H29ZM153 127H154V126H153ZM157 127H158V126H157ZM170 127H171V126H170ZM186 127H187V126H186ZM201 127H202V126H201ZM214 127H215V126H214ZM214 127H213V128H214ZM171 128H172V127H171ZM189 128H190V127H189ZM207 128H208V127H207ZM207 128H206V129H207ZM211 128H212V127H211ZM250 128H251V126H250ZM1 129H2V128H1ZM20 129H21V128H20ZM26 129H27V128H26ZM31 129H32V128H31ZM48 129H49V128H48ZM50 129H51V128H50ZM149 129H152V128H149ZM154 129H155V128H154ZM160 129H161V128H160ZM160 129H159V130H160ZM174 129H176V128H174ZM215 129H218V128H215ZM244 129H245V128H244ZM255 129H256V127H255ZM255 129H254V130H255ZM9 130H10V129H9ZM40 130H41V129H40ZM44 130H45V129H44ZM46 130H47V128H46ZM51 130H52V129H51ZM134 130H135V129H134ZM180 130H181V129H180ZM190 130H191V129H190ZM196 130H197V129H196ZM196 130H195V131H196ZM213 130H214V129H213ZM250 130H251V129H250ZM257 130H258V129H257ZM3 131H5V129H4ZM7 131H8V130H7ZM18 131H19V130H18ZM143 131H144V130H143ZM150 131H151V130H150ZM161 131H162V130H161ZM210 131H211V130H210ZM255 131H256V130H255ZM259 131H260V130H259ZM11 132H12V131H11ZM21 132H22V131H21ZM54 132H55V131H54ZM135 132H136V131H135ZM135 132H134V133H135ZM168 132H170V131L168 130ZM193 132H194V131H193ZM246 132H247V131H246ZM262 132H263V130H262ZM16 133H17V132H16ZM26 133H27V132H26ZM38 133H39V131H38ZM48 133H50V132H48ZM48 133H47V134H48ZM140 133H141V132H140ZM146 133H147V131H146ZM202 133H203V132H202ZM204 133H205V132H204ZM251 133H252V132H251ZM257 133H259V132H257ZM257 133H256V134H257ZM28 134H29V133H28ZM52 134H53V133H52ZM143 134H144V132H143ZM143 134H142V135H143ZM155 134H156V133H155ZM161 134H162V133H161ZM180 134H181V133H180ZM182 134H183V133H182ZM210 134H211V133H210ZM210 134H209L208 137H210ZM252 134H253V133H252ZM261 134H263V133H261ZM3 135H4V134H3ZM7 135H8V134H7ZM20 135H21V134H20ZM20 135H19V136H20ZM24 135H26V134H24ZM41 135H42V134H41ZM41 135H40V136H41ZM172 135H173V134H172ZM184 135H186V134L184 133ZM200 135H201V134H200ZM211 135H212V134H211ZM213 135H214V134H213ZM218 135H219V134H218ZM235 135H236V134H235ZM12 136H13V134H12ZM12 136H11V137H12ZM22 136H23V135H22ZM43 136H44V135H43ZM48 136H49V135H48ZM50 136H51V134H50ZM133 136H134V135H133ZM135 136H137V134H135ZM140 136H141V135H140ZM157 136H158V135H157ZM174 136H175V135H174ZM180 136L182 137V135H180ZM194 136H195V135H194ZM236 136H237V135H236ZM261 136H263V135H261ZM3 137H4V136H3ZM6 137H8V136H6ZM9 137H10V136H9ZM11 137L9 138L10 140H11ZM41 137H42V136H41ZM41 137H40V139L42 140L43 137H42V138H41ZM44 137H45V136H44ZM141 137H142V136H141ZM155 137H156V135L154 136V138H155ZM159 137H160V136H159ZM162 137H163V136H162ZM168 137H169V134H168ZM168 137H167V138H168ZM192 137H193V136H192ZM200 137H201V136H200ZM205 137H206V136H205ZM247 137H248V136H247ZM250 137H251V136H250ZM38 138H39V136H38ZM139 138H140V137H139ZM149 138H150V137H149ZM176 138H177V137H176ZM183 138H185V137L183 136ZM183 138L181 139L182 141H183ZM188 138H189V137H188ZM190 138H191V137H190ZM190 138H189V139H190ZM210 138H211V137H210ZM236 138H237V137H236ZM261 138H262V137H261ZM5 139H6V138H5ZM36 139H37V138H36ZM36 139H35V140H36ZM45 139H47V137H46ZM118 139H119V138H118ZM137 139H138V138H137ZM144 139H145V138H144ZM155 139H156V138H155ZM174 139H175V138H174ZM174 139H172V140H174ZM186 139H187V138H186ZM212 139H213V138H212ZM237 139H238V138H237ZM247 139H248V138H247ZM249 139H250V138H249ZM256 139H257V138H256ZM256 139H255V141H256ZM258 139H259V137H258ZM25 140H26V139H25ZM115 140H117V139H115ZM115 140H114V141H115ZM119 140H120V139H119ZM147 140H148V138H147ZM162 140H164V139H162ZM176 140H177V139H176ZM190 140H191V139H190ZM14 141H15V140H14ZM21 141L23 142V139H22ZM37 141H38V140H37ZM42 141H43V140H42ZM42 141H41V142H42ZM124 141H126V139H125ZM153 141H154V140H153ZM153 141H151V142H153ZM158 141H159V140H158ZM207 141H208V140H207ZM22 142H21V143H22ZM35 142H36V141H35ZM38 142H39V141H38ZM38 142H37V143H38ZM44 142H45V141H44ZM46 142H47V141H46ZM46 142H45V143H46ZM49 142H50V141H49ZM49 142H48V143H49ZM122 142H123V141H122ZM126 142H128V141H126ZM185 142H186V141H185ZM203 142H204V141H203ZM218 142H219V141H218ZM239 142H240V141H239ZM0 143H1V142H0ZM25 143H26V142H25ZM148 143H150V141H149ZM192 143H193V142H192ZM192 143H191V144H192ZM199 143H200V142H199ZM207 143H208V142H207ZM210 143H211V142H210ZM214 143H215V142H214ZM214 143H213V144H214ZM249 143H250V142H249ZM255 143H256V142H255ZM257 143H258V142H257ZM257 143H256V144H257ZM261 143H262V139H261ZM22 144H23V143H22ZM33 144H34V143H33ZM39 144H40V143H39ZM138 144H139V143H138ZM141 144H142V143H141ZM141 144H140V145H141ZM183 144H185V143H183ZM188 144H189V143H188ZM211 144H212V143H211ZM211 144H210V145H211ZM226 144H227V143H226ZM228 144H229V143H228ZM228 144H227V145H228ZM3 145H4V144H3ZM3 145H2V146H3ZM20 145H21V144H20ZM25 145H26V144H25ZM108 145H109V144H108ZM218 145H219V143H218ZM227 145H226V147H227ZM244 145H245V144H244ZM244 145H243V148L245 147ZM18 146H19V145H18ZM28 146H29V145H28ZM44 146H45V145H44ZM112 146H114V145H112ZM124 146H125V145H124ZM137 146H138V145H137ZM141 146H143V145H141ZM153 146H154V145H153ZM158 146H159V145H158ZM169 146L171 147L170 144H169ZM179 146H180V145H179ZM203 146H204V145H203ZM213 146H214V145H213ZM222 146H223V144H222ZM253 146H254V145H253ZM257 146H258V145H257ZM29 147H30V146H29ZM32 147H33V146H32ZM82 147H83V146H82ZM85 147H86V146H85ZM110 147H111V146H110ZM172 147H173V146H172ZM186 147H187V146H186ZM190 147H192V146L190 145ZM204 147H205V146H204ZM209 147H210V146H209ZM211 147H212V146H211ZM226 147H225V148H226ZM263 147H264V146H263ZM0 148H1V147H0ZM2 148H4V147H2ZM23 148H24V147H23ZM39 148H40V147H39ZM87 148H88V147H87ZM100 148H101V147H100ZM102 148H103V147H102ZM122 148H123V147H122ZM131 148H132V147H131ZM139 148H140V147H139ZM150 148H151V147H150ZM166 148H167V147H166ZM168 148H169V147H168ZM168 148H167V150H168ZM175 148H177V146H176ZM181 148H183V147H181ZM205 148H206V147H205ZM205 148H204V150L207 151L208 149L206 150ZM217 148H218V147H217ZM219 148H220V147H219ZM225 148L223 147V149H225ZM240 148H242V147H240ZM245 148H246V147H245ZM256 148H257V147H256ZM258 148H259V147H258ZM17 149H20V148L17 147ZM30 149H32V148H30ZM109 149H110V148H109ZM112 149H113V147H112ZM112 149H111V150H112ZM136 149H137V148H136ZM142 149H143V148L141 147V150H142ZM170 149H171V148H170ZM173 149H174V148H173ZM184 149H185V148H184ZM184 149H183V150H184ZM248 149H249V148H248ZM263 149H264V148H263ZM0 150H1V149H0ZM10 150H11V149H10ZM87 150H88V149H87ZM89 150H90V149H89ZM89 150H88V151H89ZM99 150H101V149H99ZM107 150H108V149H107ZM116 150H117V149H116ZM130 150L132 151V149H130ZM133 150H134V149H133ZM139 150H140V149H139ZM143 150H144V149H143ZM163 150H164V149H163ZM175 150H176V149H175ZM202 150H203V149H202ZM214 150H215V149H214ZM253 150H254V149H253ZM5 151H7V149H6ZM14 151H15V150H14ZM35 151H36V150H35ZM39 151H40V150H39ZM102 151H103V150H102ZM105 151H106V149H105ZM137 151H138V150H137ZM153 151H154V150H153ZM198 151H199V150H198ZM215 151H216V150H215ZM237 151H238V150H237ZM254 151H255V150H254ZM1 152H2V150H1ZM16 152H17V151H16ZM96 152H97V151H96ZM98 152H99V151H98ZM118 152H119V151H118ZM118 152H117V153H118ZM121 152H122V151H121ZM121 152H120V153H121ZM140 152H141V151H140ZM149 152H150V151H149ZM161 152H162V151H161ZM171 152H172V151H171ZM177 152H179V149H178ZM177 152H176V153H177ZM181 152H182V151H181ZM199 152H202V151H199ZM211 152H212V151H211ZM218 152H219V151H218ZM228 152H230V151H228ZM235 152H236V151H235ZM240 152H241V151H240ZM248 152H250V151H248ZM93 153H94V152H93ZM100 153H101V152H100ZM110 153H111V152H110ZM110 153H109V155H110ZM125 153H126V152H125ZM143 153H145V152H143ZM162 153H163V152H162ZM164 153H166V152H164ZM164 153H163V154H164ZM169 153H170V152H169ZM204 153H205V152H204ZM219 153H220V152H219ZM246 153H247V152H246ZM254 153H255V152H254ZM7 154H8V152H7ZM20 154H21V153H20ZM30 154H31V153H30ZM32 154H33V153H32ZM36 154H37V153H36ZM91 154H92V152H91ZM91 154H90V155H91ZM98 154H99V153H98ZM111 154H112V153H111ZM121 154H122V153H121ZM126 154H128V153H126ZM126 154H125V155H126ZM129 154H131V153L129 152ZM129 154H128V156H129ZM132 154H134V153H132ZM153 154H154V153H153ZM159 154H160V153H159ZM167 154H168V153H167ZM167 154H165V155H167ZM177 154H178V153H177ZM182 154H183V153H182ZM197 154L199 155V153H197ZM197 154H196V155H197ZM200 154H201V153H200ZM217 154H218V153H217ZM235 154H236V153H235ZM239 154H240V153H239ZM239 154H238V155H239ZM248 154H249V153H248ZM3 155H4V154H3ZM13 155H14V154H13ZM86 155H87V154H86ZM100 155H102V154H100ZM100 155H98V156H100ZM109 155H107V156H109ZM114 155H116V154H114ZM117 155H118V154H117ZM134 155H135V154H134ZM138 155H139V153H138ZM143 155H144V154H143ZM143 155H142V156H143ZM192 155H194V154H192ZM219 155H220V154H219ZM227 155H228V154H226L225 156H227ZM230 155H231V154H230ZM232 155H233V154H232ZM240 155H242V154H240ZM24 156H25V155H24ZM24 156H23V157H24ZM35 156H36V155H35ZM88 156H89V155H88ZM92 156H93V155H92ZM92 156H91V157H92ZM94 156H95V155H94ZM111 156H112V155H111ZM119 156H120V155H119ZM122 156H123V155H122ZM139 156H140V155H139ZM142 156H141V157H142ZM160 156H161V155H160ZM179 156H180V155H179ZM182 156H183V155H182ZM185 156H186V155H185ZM217 156H218V155H217ZM228 156H229V155H228ZM236 156H237V154H236ZM243 156H244V155H243ZM246 156H247V155H246ZM253 156H254V155H253ZM0 157H1V156H0ZM21 157H22V154H21ZM33 157H34V156H33ZM65 157H66V155H65ZM67 157H69V155H67ZM70 157H71V156H70ZM77 157L79 158V156H77ZM104 157H105V156H104ZM120 157H121V156H120ZM120 157H119V158H120ZM131 157H132V156H131ZM164 157H165V156H164ZM220 157L222 158V155H221ZM229 157H230V156H229ZM241 157H242V156H241ZM255 157H256V155H255ZM3 158H4V157H3ZM86 158H87V157H86ZM105 158H107V157H105ZM115 158H116V157H115ZM158 158H159V157H158ZM180 158H182V157H180ZM184 158H186V157H184ZM184 158H183V159H184ZM215 158H216V157H215ZM218 158H219V157H218ZM238 158H239V157H238ZM242 158H243V157H242ZM246 158H248V157H246ZM246 158H245V159H246ZM259 158H260V157H259ZM35 159H36V158H35ZM37 159H38V158H37ZM48 159H50V158H48ZM82 159H83V158H82ZM84 159H85V158H84ZM112 159H113V157H112ZM112 159H111V160H112ZM117 159H118V158H117ZM125 159H126V158H125ZM138 159H139V158H138ZM154 159H156V158H154ZM164 159L166 160V158H164ZM174 159H175V158H174ZM189 159H190V158H189ZM202 159H203V158H202ZM219 159H220V158H219ZM229 159H230V158H229ZM248 159H249V158H248ZM252 159H253V158H252ZM252 159H251V160H252ZM261 159H262V158H261ZM43 160H45V159H43ZM46 160H47V159H46ZM61 160H62V159H61ZM63 160H64V159H63ZM85 160H86V159H85ZM94 160H95V159H94ZM115 160H116V159H115ZM160 160H161V159H160ZM178 160H179V159H178ZM17 161H18V160H17ZM20 161H21V159H20ZM30 161H32V158H31ZM34 161H35V160H34ZM34 161H32V162L34 163ZM36 161H37V160H36ZM36 161H35V162H36ZM41 161H42V160H41ZM50 161H51V160H50ZM65 161H66V160H65ZM69 161H70V160H69ZM83 161H84V160H83ZM88 161H89V160H88ZM122 161H123V160H121V163H122ZM139 161H140V159H139ZM141 161H142V160H141ZM141 161H140V162H141ZM168 161H169V160H168ZM173 161H174V160H173ZM225 161H226V160H225ZM228 161H229V160H228ZM240 161H241V160H240ZM253 161H255V160H253ZM72 162H73V160H72ZM76 162H77V161H76ZM76 162H75V163H76ZM79 162H80V161H79ZM98 162H99V161H98ZM108 162H109V160H108ZM113 162H114V161H113ZM113 162H112V163H113ZM132 162H133V161H132ZM137 162H138V160H137ZM145 162H146V161H145ZM148 162H149V160H148ZM152 162H153V161H152ZM156 162H157V161H156ZM174 162H175V161H174ZM180 162H181V161H180ZM207 162H208V161H207ZM211 162H212V161H211ZM221 162H222V161H221ZM233 162H234V160H233ZM244 162H245V161H244ZM247 162H248V161H247ZM256 162H257V161H256ZM259 162H260V161H259ZM262 162H263V161H262ZM33 163H32V164H33ZM54 163H56V162H54ZM54 163H53V164H54ZM70 163H71V162H70ZM70 163H67V164H70ZM82 163H83V162H82ZM91 163H92V162H91ZM100 163H102V162H100ZM123 163H124V162H123ZM141 163H142V162H141ZM154 163H155V162H154ZM161 163H162V162H161ZM161 163H160V164H161ZM216 163H217V162H216ZM239 163H240V162H239ZM239 163H238V164H239ZM249 163L252 164V161H250ZM29 164H30V163H29ZM58 164H59V163H58ZM63 164H65V163H63ZM73 164H74V163H72L71 165L73 166ZM87 164H88V162H87ZM93 164H94V163H93ZM105 164H106V163H105ZM139 164H140V163H139ZM166 164H168V163H166ZM225 164H226V162H225ZM233 164H234V163H233ZM233 164H232V165H233ZM240 164H242V163H240ZM257 164H259V163H257ZM41 165H42V164H41ZM45 165H46V164H45ZM79 165H80V164H79ZM90 165H91V164H90ZM116 165H117V163H116ZM116 165H115V166H116ZM120 165H121V164H120ZM122 165H123V164H122ZM129 165H130V164H129ZM129 165H128V166H129ZM134 165H135V164H134ZM136 165H137V164H136ZM143 165H144V164H143ZM150 165H151V164H150ZM154 165H155V164H154ZM173 165H174V164H173ZM215 165H216V164H215ZM245 165H246V164H245ZM26 166H27V165H26ZM29 166H30V165H29ZM34 166H35V165H34ZM36 166H37V165H36ZM39 166H40V165H39ZM47 166H48V165H47ZM60 166H62V165L60 164ZM66 166H67V165H66ZM74 166H75V165H74ZM76 166L78 167V165H76ZM80 166H82V165H80ZM80 166H79V167H80ZM96 166H97V165H96ZM108 166H110V165H108ZM125 166H126V165H125ZM131 166H132V165H131ZM163 166H164V165H163ZM182 166H183V165H182ZM225 166H226V165H225ZM236 166H238V165H236ZM242 166H243V165H242ZM256 166H257V165H256ZM258 166H259V165H258ZM16 167H17V166H16ZM16 167H14V168H16ZM20 167H21V166H20ZM37 167H38V166H37ZM45 167H46V166H45ZM84 167H85V166H84ZM99 167L101 168V166L98 165V168H99ZM111 167H112V166H111ZM113 167H114V166H113ZM120 167H121V166H120ZM133 167H134V166H133ZM146 167H147V166H146ZM155 167H156V166H155ZM168 167H169V166H168ZM198 167H201V166H198ZM210 167H211V166H210ZM215 167H217V166H215ZM219 167H220V166H219ZM252 167H253V166H252ZM17 168H18V167H17ZM46 168H47V167H46ZM63 168H65V167H63ZM67 168H68V167H66V169H67ZM117 168H118V166H117ZM122 168L124 169V167H122ZM126 168H127V167H126ZM143 168H144V167H143ZM149 168H150V166H149ZM152 168H153V166H152ZM175 168H176V167H175ZM186 168H187V167H186ZM191 168H193V165H192ZM191 168H190V169H191ZM227 168H228V167H227ZM229 168H230V167H229ZM231 168H232V167H231ZM239 168H241V166H240ZM239 168H237V169H239ZM243 168H244V167H243ZM243 168H242V169H243ZM25 169H28V168L26 167ZM39 169H40V168H39ZM42 169H43V168H42ZM51 169H52V168H50V170H51ZM55 169H58V167L55 168ZM59 169H60V168H59ZM73 169H74V168H73ZM77 169H78V168H77ZM77 169H75V172H74V173H80V172H76ZM83 169H84V168H83ZM89 169H90V168H89ZM94 169H95V168H94ZM128 169H129V168H128ZM132 169H135V168H132ZM138 169H139V167H138ZM145 169H146V168H145ZM161 169H162V168H161ZM167 169H168V168H167ZM207 169H208V168H207ZM207 169H206V170H207ZM223 169H224V168H223ZM250 169H251V168H250ZM254 169H255V168H254ZM259 169H260V168H259ZM13 170H15V169H13ZM18 170L20 171V169H18ZM43 170H44V169H43ZM43 170H42V171H43ZM91 170H93V169H91ZM96 170H97V169H96ZM101 170H102V169H101ZM112 170H113V169H112ZM115 170H116V169H115ZM120 170H121V169H120ZM142 170H143V169H142ZM146 170H147V169H146ZM163 170H164V168H163ZM170 170H171V169H170ZM175 170H176V169H175ZM191 170H192V169H191ZM197 170H199V169H197ZM201 170H203V169H201ZM226 170H227V169H226ZM231 170H232V169H231ZM231 170H230V171H231ZM263 170H264V169H263ZM22 171H23V170H22ZM27 171H29V170H27ZM42 171H41V172H42ZM65 171H66V170H65ZM78 171H79V170H78ZM83 171H85V170H82V172H83ZM87 171H88V170H87ZM152 171H154V170L152 169ZM168 171H169V170H168ZM212 171H213V170H212ZM218 171H219V170H218ZM220 171H221V170H220ZM220 171H219V172H220ZM238 171H239V170H238ZM245 171H246V170H245ZM250 171H251V170H250ZM250 171H249V172H250ZM257 171H259L258 168H257ZM29 172H31V171H29ZM45 172H46V171H45ZM51 172H52V171H51ZM59 172H60V171H59ZM61 172H62V171H61ZM66 172H67V171H66ZM66 172H65V173H66ZM92 172H93V171H92ZM92 172H88V173L91 174ZM99 172H100V171H98V173H99ZM116 172H117V171H116ZM120 172H121V171H120ZM120 172H119V173H120ZM122 172H123V171H122ZM127 172H128V171H127ZM142 172H143V171H142ZM155 172H156V171H155ZM165 172H166V171H165ZM183 172H184V170H183ZM196 172H197V171H196ZM203 172H206V171L203 170ZM203 172H202V173H203ZM210 172H211V170H210ZM213 172H214V171H213ZM228 172H229V171H228ZM262 172H263V171H262ZM262 172H261V174L264 173V172H263V173H262ZM17 173H18V172H17ZM24 173H25V172H24ZM49 173H50V172H49ZM67 173H68V172H67ZM72 173H73V172H72ZM94 173H96V172H94ZM117 173H118V172H117ZM117 173H116V174H117ZM157 173H158V172H157ZM161 173H162V172H161ZM161 173H160V174H161ZM181 173H182V172H181ZM225 173H226V172H225ZM225 173H224V174H225ZM231 173H232V172H231ZM243 173H244V172H243ZM11 174H12V173H11ZM18 174H19V173H18ZM21 174H22V173H21ZM27 174L29 175V173H27ZM35 174H36V173H35ZM43 174H44V173H43ZM53 174H54V173H53ZM99 174H102V172L99 173ZM123 174H124V173H123ZM125 174H126V173H125ZM145 174H148V170H147V173H145ZM153 174L155 175V173H152V175H153ZM164 174H165V173H164ZM167 174H168V172H167ZM186 174H187V173H186ZM192 174H193V173H192ZM247 174H249V173H247ZM252 174H254L253 171H252ZM36 175H37V174H36ZM40 175H42V174H40ZM47 175H48V174H47ZM49 175H50V174H49ZM49 175H48V176H49ZM59 175H60V174H59ZM70 175H71V174H70ZM70 175L68 174L67 176H70ZM83 175H85V174H83ZM94 175H95V174H94ZM94 175H91V179H92V176H94ZM105 175H106V174H105ZM118 175H119V174H118ZM141 175H142V174H141ZM154 175H153V176H154ZM165 175H166V174H165ZM176 175H177V173H176ZM183 175H184V174H183ZM199 175H200V174H199ZM199 175H198V176H199ZM219 175H220V174H218V176H219ZM239 175H240V174H239ZM245 175H246V174H245ZM250 175H251V173H250ZM255 175H256V174H254L253 177H255ZM19 176H20V175H19ZM25 176H26V175H25ZM51 176H53V175H51ZM57 176H58V175H57ZM64 176H66V175L64 174ZM74 176H76V175H74ZM74 176H73V177H74ZM102 176H103V175H102ZM190 176H191V175H190ZM202 176H203V175H202ZM208 176H209V175H208ZM211 176H212V175H211ZM232 176H233V175H232ZM240 176H242V175H240ZM257 176H258V175H257ZM10 177H11V176H10ZM23 177H24V175H23ZM27 177H28V176H27ZM34 177H35V176H34ZM38 177H39V175H38ZM45 177H46V176H45ZM45 177H44V178H45ZM54 177H55V176H53V179H56V178H54ZM71 177H72V176H71ZM71 177H70V178H71ZM78 177H79V175H78ZM80 177H81V176H80ZM82 177H83V176H82ZM85 177H86V176H85ZM88 177H89V176H88ZM88 177H87V178H88ZM114 177H115V176H114ZM163 177H164V176H163ZM163 177H161V178H163ZM178 177H179V176H178ZM181 177H182V176H181ZM193 177H194V175H193ZM223 177H226V176L224 175ZM223 177H222V178H223ZM229 177H230V176H229ZM7 178H8V177H7ZM50 178H52V177H50ZM93 178H94V177H93ZM102 178H103V177H102ZM104 178H106V177H104ZM109 178H111V177H109ZM156 178H157V177H156ZM191 178H192V177H191ZM208 178H209V177H208ZM242 178H243V176H242ZM245 178H246V177H245ZM10 179H11V178H10ZM10 179H9V180H10ZM23 179H24V178H23ZM35 179H36V178H35ZM37 179H38V178H37ZM39 179H40V178H39ZM59 179H60V177H59ZM65 179H66V178H65ZM82 179H84V178H82ZM82 179H81V181H83ZM97 179H98V178H97ZM100 179H101V178H100ZM100 179H99V180H100ZM111 179H112V178H111ZM114 179H115V178H114ZM117 179H118V178H117ZM149 179H150V178H149ZM169 179H170V178H169ZM182 179H183V178H182ZM200 179H201V177H200ZM200 179H199V180H200ZM205 179H206V178H205ZM229 179H230V178H229ZM229 179H228V180H229ZM231 179H232V178H231ZM233 179H234V178H233ZM235 179H238V178H235ZM257 179H258V178H257ZM259 179H260V178H259ZM261 179H262V178H261ZM9 180H8V182L10 183ZM16 180H17V179H16ZM19 180H20V179H19ZM21 180H22V179H21ZM27 180H28V179H27ZM60 180H61V179H60ZM66 180H67V179H66ZM68 180H70L69 177H68ZM68 180H67V181H68ZM74 180H75V179H74ZM77 180H78V179H77ZM89 180H90V179H89ZM89 180H88V182H89ZM95 180H96V179H95ZM99 180H98V182H99ZM137 180H138V179H137ZM147 180H148V179H147ZM150 180H153V179L151 178ZM157 180H158V179H157ZM163 180H164V179H163ZM185 180H186V179H185ZM217 180H218V179H217ZM241 180H242V179H241ZM247 180H248V179H247ZM3 181H4V180H3ZM5 181H6V180H5ZM5 181H4V182H5ZM13 181H15V180L13 179ZM23 181H24V180H23ZM30 181H31V180H30ZM46 181H47V180H46ZM46 181H44V182H46ZM48 181H49V179H48ZM51 181H52V180H51ZM63 181H64V180H63ZM96 181H97V180H96ZM115 181H116V179H115ZM115 181H113V182H115ZM118 181H119V180H118ZM153 181H154V180H153ZM168 181H169V180H168ZM174 181H175V180H174ZM176 181H177V180H176ZM204 181H205V180H204ZM218 181H219V180H218ZM222 181H223V180H222ZM224 181H225V179H224ZM226 181H227V180H226ZM226 181H225V182H226ZM229 181H230V180H229ZM236 181H237V180H236ZM236 181H235V182H236ZM255 181H256V180H255ZM260 181H261V180H260ZM18 182H19V181H18ZM26 182H27V181H24V183H26ZM36 182H37V181H36ZM36 182H35V184H37ZM69 182H72V180H70ZM75 182H77V181H75ZM83 182H84V181H83ZM83 182H82V183H83ZM86 182H87V181H86ZM88 182H87V183H88ZM90 182H91V181H90ZM90 182H89V184H90ZM105 182H106V181H105ZM109 182H110V181H109ZM123 182H124V181H123ZM125 182H126V180H125ZM135 182H137V181H135ZM146 182H147V181H146ZM155 182H157V181H155ZM201 182H202V181H201ZM241 182H242V181H241ZM241 182H240V183H241ZM253 182H254V181H253ZM256 182H257V181H256ZM256 182H255V183H256ZM5 183L7 184V181H6ZM5 183H4V184H5ZM16 183H17V181H16ZM16 183H15V184H16ZM24 183H23V184H24ZM32 183H33V182H32ZM38 183H39V182H38ZM50 183H54V181H53V182H50V181H49V184H50ZM56 183H59V181L56 182ZM61 183H62V182H61ZM63 183H64V182H63ZM65 183H66V181H65ZM67 183H68V182H67ZM91 183H92V182H91ZM119 183H122V182L119 181ZM132 183H134V182H132ZM139 183H140V182H139ZM142 183H143V182H141V184H142ZM148 183H149V182H148ZM148 183H146V184H148ZM161 183H162V182H161ZM179 183H180V181H179ZM191 183H192V182H191ZM223 183H224V182H223ZM261 183H262V182H261ZM261 183H260V184H261ZM29 184H30V182H29ZM44 184H45V183H44ZM93 184L96 185L94 182H93ZM110 184H111V183H110ZM115 184H116V183H115ZM134 184H135V183H134ZM137 184H138V183H137ZM151 184H153V183H151ZM156 184H158V183H156ZM162 184H163V183H162ZM193 184H194V183H193ZM208 184H209V183H208ZM215 184H216V183H215ZM224 184H225V183H224ZM247 184H248V183H247ZM12 185H13V184H11L10 186L12 187ZM18 185H19V183H18ZM24 185H26V184H24ZM24 185H23V186H24ZM51 185H52V184H51ZM59 185H60V184H59ZM62 185H64V184H62ZM65 185H66V184H65ZM73 185H74V184H73ZM94 185H93V186H94ZM106 185H107V184H106ZM128 185H129V184H127V186H128ZM130 185H131V183H130ZM135 185H136V184H135ZM170 185H171V184H170ZM185 185H186V184H185ZM195 185H196V184H195ZM228 185H230V184H228ZM231 185H232V184H231ZM234 185L236 186V184H234ZM240 185H242V184H240ZM257 185H258V183H257ZM261 185H262V184H261ZM6 186H7V185H5V187H6ZM37 186H38V185H37ZM53 186H55V185H53ZM76 186H78V185H76ZM80 186H81V185H80ZM84 186H86V185H84ZM89 186H90V185H89ZM121 186H122V185H121ZM124 186H125V183H124ZM140 186H142V185H140ZM153 186H155V185H153ZM172 186H173V185H172ZM197 186H198V185H197ZM200 186H201V185H200ZM219 186H220V185H219ZM60 187H61V186H60ZM63 187H64V186H63ZM73 187H74V186H73ZM82 187H83V186H82ZM87 187H88V185H87ZM122 187H123V186H122ZM132 187H134V186H132ZM132 187H131V188H132ZM147 187H148V186H147ZM155 187H156V186H155ZM160 187H161V186H160ZM176 187H177V186H176ZM178 187H179V185H178ZM178 187H177V188H178ZM180 187H181V186H180ZM198 187H199V186H198ZM221 187H222V186H221ZM231 187H232V186H231ZM258 187H259V186H258ZM260 187H261V186H260ZM20 188L22 189L23 187L21 186ZM42 188H44V187L42 186ZM42 188H41V189H42ZM64 188H65V187H64ZM69 188H70V187H69ZM119 188H120V187H119ZM119 188H118V189H119ZM128 188H130V187H128ZM136 188H139L138 185L136 186ZM166 188H167V187H166ZM169 188H170V187H169ZM177 188H176V189H177ZM194 188H195V186H194ZM201 188H202V187H201ZM209 188H210V186H209ZM223 188H224V187H223ZM225 188H226V187H225ZM234 188H235V187H234ZM246 188H247V187H246ZM261 188H262V187H261ZM261 188H260V189H261ZM1 189H2V188H1ZM7 189H8V187H7ZM12 189H13V188H12ZM31 189H32V188H31ZM37 189H38V187H37ZM49 189H50V186H49ZM73 189H74V188H73ZM79 189H80V188H79ZM122 189H124V188H122ZM126 189H127V187H126ZM142 189H143V188H142ZM144 189H145V187H144ZM152 189H153V188H152ZM159 189H160V188H159ZM161 189H162V188H161ZM195 189H196V188H195ZM211 189H212V188H211ZM215 189H216V188H215ZM218 189H219V187H218ZM220 189H221V188H220ZM228 189L230 190L231 188L228 187ZM238 189H239V188H238ZM249 189H250V188H249ZM252 189H253V188H252ZM252 189H251V190H252ZM260 189H259V191L256 192V193L258 194V197L261 196V195H262L261 193L263 192V191L261 192ZM263 189H264V188H263ZM263 189H262V190H263ZM2 190H3V189H2ZM10 190H11V189H9V191H10ZM52 190H53V189H52ZM60 190H61V189H60ZM87 190H88V188H87ZM87 190H86V191H87ZM124 190H125V189H124ZM130 190H131V189H130ZM162 190H163V189H162ZM168 190H169V189H168ZM172 190H173V189H172ZM192 190H194V189L192 188ZM200 190H201V189H200ZM209 190H210V189H209ZM224 190H225V189H224ZM241 190H242V189H241ZM241 190H240V191H241ZM245 190H246V189H244V191H245ZM247 190H248V189H247ZM4 191H5V190H4ZM22 191H23V189H22ZM42 191H43V190H42ZM58 191H59V190H58ZM67 191H68V190H67ZM75 191H77V190H75ZM89 191H90V190H89ZM134 191H135V190H134ZM147 191H149V190H147ZM151 191H152V190H151ZM151 191H149V193H150ZM153 191H154V190H153ZM198 191H199V190H198ZM207 191H208V190H207ZM212 191H213V190H212ZM222 191H223V190H222ZM227 191H228V190H227ZM242 191H243V190H242ZM6 192H7V191H6ZM14 192H15V191H14ZM53 192H54V191H53ZM56 192H57V191H56ZM72 192H73V191H72ZM77 192H78V191H77ZM123 192H124V191H123ZM170 192H171V191H170ZM170 192H169V193H170ZM174 192H175V191H174ZM178 192H179V191H178ZM181 192H182V191H181ZM194 192H197V191H194ZM194 192H193V194H194ZM208 192H209V191H208ZM216 192H217V191H216ZM219 192H220V191H219ZM225 192H226V191H225ZM235 192H237V191H235ZM2 193H3V191H2ZM8 193H9V192H8ZM10 193H11V192H10ZM10 193H9V194H10ZM28 193H29V192H28ZM37 193H38V192H37ZM44 193H45V191H44ZM44 193H43V194H44ZM62 193H63V192H62ZM65 193L67 194V192H65ZM82 193H83V192H82ZM144 193H145V192H144ZM152 193H153V192H152ZM162 193H163V192H162ZM162 193H161V194H162ZM167 193H168V192H167ZM175 193H176V192H175ZM182 193L184 194V192H182ZM202 193H203V192H202ZM214 193H215V192H214ZM214 193H213V194H214ZM229 193H230V191H229ZM229 193H228V194H229ZM241 193H242V192H241ZM241 193H240V194H241ZM253 193H254V191H253ZM253 193H251L250 195H252ZM3 194H4V193H3ZM5 194H6V193H5ZM16 194H18V192H16ZM31 194H32V193H31ZM34 194H35V192L33 193V196H34ZM38 194H39V193H38ZM51 194H52V193H51ZM51 194H50V195H51ZM57 194H58V193H57ZM57 194H56V195H57ZM72 194H73V193H72ZM92 194H93V193H92ZM137 194H139V193H137ZM157 194H159V193H157ZM157 194H156V195H157ZM163 194H165V193H163ZM203 194H204V193H203ZM203 194H201V195H203ZM205 194H206V193H205ZM207 194H208V193H207ZM237 194H239V193H237ZM240 194H239V195H240ZM0 195H1V194H0ZM21 195H22V194H21ZM21 195H20V196H21ZM40 195H41V194H40ZM58 195H59V194H58ZM58 195H57V196H58ZM70 195H71V193H70V194L68 193V196H70ZM89 195H90V194H89ZM145 195H146V194H145ZM150 195H151V194H150ZM167 195H168V194H167ZM167 195H166V196H167ZM170 195H171V194H170ZM191 195H192V194H191ZM191 195H190V196H191ZM197 195H198V194H197ZM229 195H230V194H229ZM233 195H234V194H233ZM235 195H236V194H235ZM3 196H4V195H3ZM3 196H2V197H3ZM10 196L13 197V195H10ZM22 196H23V195H22ZM30 196H31V195H30ZM44 196H45V194H44ZM52 196H53V195H52ZM66 196H67V195H66ZM73 196H74V195H73ZM91 196H92V195H91ZM160 196H162V195H160ZM174 196H175V195H174ZM190 196H189V197H190ZM194 196H196V195H194ZM205 196H206V195H205ZM209 196H210V194H209ZM211 196H212V195H211ZM222 196H223V195H222ZM230 196H231V195H230ZM246 196H247V195H246ZM246 196H245V197H246ZM18 197H19V195H18ZM28 197H29V196H28ZM28 197H27V198H28ZM35 197H36V196H35ZM54 197H55V196H54ZM158 197H159V196H158ZM163 197H164V196H163ZM169 197H170V196H169ZM185 197H186V196H185ZM198 197H199V196H198ZM201 197H202V196H201ZM226 197H228V195H227ZM231 197H232V196H231ZM234 197H235V196H234ZM234 197H233V198H234ZM250 197H251V196H250ZM3 198H4V197H3ZM14 198H15V195H14ZM32 198H33V197H32ZM38 198H41V197L38 196ZM45 198H48V197L45 196ZM45 198H44V199H45ZM57 198H58V197H57ZM64 198H65V197H64ZM70 198H71V197H70ZM76 198H77V197H76ZM80 198H81V196H80ZM126 198H127V197H126ZM149 198H150V196H149ZM149 198H148V199H149ZM152 198H153V197H152ZM166 198H167V197H166ZM173 198H174V197H173ZM212 198H213V197H212ZM214 198H215V197H214ZM228 198H229V197H228ZM233 198H232V199H233ZM236 198H237V197H236ZM238 198H239V197H238ZM243 198H244V197H243ZM256 198H257V197H256ZM9 199H10V198H9ZM16 199H17V196H16ZM21 199H22V198H21ZM29 199H30V198H29ZM29 199H28V200H29ZM44 199H43V200H44ZM82 199H83V198H82ZM87 199L89 200V197H88ZM120 199H121V198H120ZM133 199H134V198H133ZM133 199H132V200H133ZM136 199H137V198H136ZM136 199H135V201H136ZM138 199H141V198L138 197ZM155 199H156V198H155ZM158 199H159V198H158ZM163 199H164V198H163ZM170 199H171V198H170ZM170 199H169V200H170ZM175 199H176V198H175ZM188 199H189V198H188ZM188 199H186V200L188 201ZM190 199H191V197H190ZM193 199H195V198H193ZM203 199H204V198H203ZM216 199H217V198H216ZM229 199H230V198H229ZM240 199H242V198H240ZM247 199H248V198H247ZM247 199H246V200H247ZM249 199H250V198H249ZM257 199H258V198H257ZM259 199H262V198H259ZM24 200H25V199H24ZM36 200H37V199H36ZM36 200H35V201H36ZM41 200H42V199H41ZM60 200H61V199H60ZM72 200H73V199H72ZM79 200H81V199H79ZM79 200H78V202H79ZM90 200H91V198H90ZM153 200H154V198H153ZM177 200H178V199H177ZM177 200H176V202H177ZM182 200H183V199H182ZM214 200H215V199H214ZM220 200H221V199H220ZM222 200H223V199H222ZM234 200H235V199H234ZM250 200H251V199H250ZM3 201H4V200H3ZM17 201H18V200H17ZM50 201H51V200H50ZM56 201H57V200H56ZM58 201H59V200H58ZM63 201H64V200H63ZM68 201H69V199H68ZM75 201H76V200H75ZM75 201H74V203H75ZM138 201H139V200H138ZM190 201H192V200H190ZM199 201H200V200H199ZM209 201H210V200H209ZM224 201H225V200H224ZM226 201H227V199H226ZM229 201H231V200H229ZM4 202H5V201H4ZM12 202H13V201H12ZM18 202H19V201H18ZM25 202H26V201H25ZM28 202H29V201H28ZM32 202H33V201H32ZM32 202H31V203H32ZM48 202H49V201H48ZM59 202H60V201H59ZM59 202L57 203V205L60 204ZM69 202H70V201H69ZM83 202H84V201H83ZM83 202H82V203H83ZM86 202H87V201H86ZM123 202H124V201H123ZM139 202H141V201H139ZM152 202H153V201H152ZM156 202H157V201H156ZM156 202H155V203H156ZM173 202H174V201H173ZM180 202H181V201H180ZM192 202H193V201H192ZM195 202H198V201H195ZM218 202H220V201H218ZM233 202H234V201H233ZM238 202H239V201H238ZM250 202H252V200H251ZM6 203H7V202H6ZM31 203H30V204H31ZM43 203H45V202H43ZM46 203H47V202H46ZM63 203H64V202H63ZM76 203H77V202H76ZM132 203H133V202H132ZM147 203H148V202H147ZM147 203H146V204H147ZM150 203H151V202H150ZM158 203H159V202H158ZM174 203H175V202H174ZM181 203H183V202H181ZM207 203H208V202H207ZM226 203H227V202H226ZM226 203H225V204H226ZM228 203H229V202H228ZM230 203H231V202H230ZM236 203H237V202H236ZM255 203H256V202H255ZM30 204H29V205H30ZM34 204H35V205L38 204L37 201H36ZM41 204H42V203H41ZM53 204H54V203H53ZM71 204H72V203H71ZM133 204H134V203H133ZM138 204H139V203H138ZM151 204H152V203H151ZM159 204H160V203H159ZM175 204H177V203H175ZM185 204H186V203H185ZM211 204H212V203H211ZM222 204H223V203H222ZM231 204H232V203H231ZM234 204H235V203H234ZM248 204H250V203H248ZM259 204H260V203H259ZM20 205H22V204H20ZM20 205H19V207H20ZM35 205H34V208H35ZM50 205H51V204H50ZM64 205H65V204H64ZM72 205H73V204H72ZM89 205H90V204H89ZM143 205H144V204H143ZM182 205H183V204H182ZM197 205H199V203H197ZM217 205H218V204H217ZM219 205H220V204H219ZM241 205H242V204H241ZM245 205H246V204H245ZM255 205H256V204H255ZM261 205H262V204H261ZM2 206H3V205H2ZM15 206H16V204H15ZM24 206H25V203H24ZM27 206H28V205H27ZM31 206H32V205H31ZM38 206H39V205H38ZM42 206H44V204H43ZM51 206L53 207L54 205H51ZM147 206H148V205H147ZM147 206H146V208H147ZM150 206H151V205H150ZM153 206H155V205H153ZM157 206H158V205H157ZM189 206H190V205H189ZM192 206H195V205H192ZM228 206H229V205H228ZM230 206H231V205H230ZM232 206H233V205H232ZM238 206H239V205H238ZM246 206H247V205H246ZM8 207H10V206H8ZM16 207H18V206H16ZM16 207H15V209H16ZM48 207H49V206H48ZM52 207H50V208H52ZM59 207H60V206H59ZM64 207H66V206H64ZM87 207L89 208L88 205H87ZM140 207H142V206L140 205ZM144 207H145V206H144ZM165 207H166V206H165ZM167 207H168V206H167ZM207 207H208V206H207ZM213 207H214V206H213ZM215 207H216V206H215ZM215 207H214V208H215ZM222 207H223V206H222ZM240 207H241V206H240ZM242 207H243V206H242ZM242 207H241V208H242ZM0 208H1V207H0ZM3 208H7V207H3ZM20 208H21V207H20ZM22 208H23V207H22ZM28 208H29V207H28ZM28 208H26V210H27ZM32 208H33V207H32ZM38 208H40V207H38ZM38 208H37V209H38ZM42 208H43V207H42ZM46 208H47V207H46ZM46 208H45V209H46ZM57 208H58V207H57ZM62 208H63V207H62ZM66 208H67V207H66ZM68 208H69V207H68ZM131 208H132V207H131ZM137 208H138V207H137ZM159 208H160V207H159ZM159 208H158V209H159ZM172 208H173V207H172ZM183 208H184V207H183ZM216 208H217V207H216ZM235 208H236V207H235ZM241 208H240V209H241ZM243 208H244V207H243ZM243 208H242V209H243ZM248 208H249V207H248ZM251 208H252V207H251ZM17 209H18V208H17ZM58 209H59V208H58ZM58 209H57V211H58ZM71 209H72V208H71ZM81 209H82V208H81ZM92 209H93V208H92ZM112 209H113V208H112ZM112 209H111V210H112ZM116 209H117V208H116ZM119 209H120V208H119ZM135 209H136V208H135ZM140 209H141V208H140ZM158 209H157V210H158ZM177 209H178V208H177ZM192 209H193V208H191V210H192ZM226 209H227V206H226ZM240 209H239V210H240ZM0 210H1V209H0ZM3 210H4V209H3ZM3 210H2V211H3ZM12 210H13V209H11V212H12ZM18 210H19V209H18ZM18 210H17V211H18ZM22 210H23V209H22ZM28 210H29V212H31L30 209H28ZM28 210H27V211H28ZM53 210H54V209H53ZM73 210H74V208H73ZM77 210H78V208H77ZM84 210H85V209H84ZM86 210H88V209L86 208ZM89 210H90V208H89ZM111 210H110V211H111ZM126 210H127V209H126ZM149 210H150V208H149ZM153 210H154V208H153ZM159 210H160V209H159ZM169 210H170V209H169ZM171 210H172V209H171ZM171 210H170V211H171ZM174 210H175V209H174ZM184 210H185V209H184ZM187 210H188V209H187ZM187 210H185V211L187 212ZM191 210H190V211H191ZM196 210H197V209H196ZM211 210H213V209H211ZM224 210H225V209H224ZM230 210H231V209H230ZM8 211H9V209H8ZM19 211H20V210H19ZM34 211H35V210H34ZM36 211H38V210H36ZM44 211H45V210H44ZM49 211H50V210H49ZM66 211H67V210H66ZM95 211H96V210H95ZM95 211H93V212L95 213ZM116 211H117V210H116ZM137 211H140V210H137ZM151 211H152V210H151ZM176 211H177V210H176ZM193 211H194V210H193ZM193 211H192V212H193ZM205 211H206V210H205ZM207 211H208V210H207ZM217 211H218V210H217ZM226 211H227V210H226ZM0 212H1V211H0ZM3 212H4V211H3ZM9 212H10V211H9ZM11 212H10V214H12ZM39 212H40V211H39ZM53 212H54V211H53ZM69 212H70V211H69ZM73 212H74V211H73ZM75 212H76V211H75ZM78 212H79V211H78ZM85 212H86V211H85ZM118 212H119V210H118ZM141 212H142V211H141ZM144 212H145V211H144ZM147 212H148V211H147ZM155 212H156V208H155ZM161 212H162V211H161ZM180 212H181V211H180ZM202 212H203V211H202ZM213 212H216V210L213 211ZM246 212H247V210L245 211V213H246ZM37 213H38V212H37ZM42 213L44 214V212H42ZM42 213H41V214H42ZM58 213H59V212H58ZM66 213H67V212H66ZM70 213H71V212H70ZM86 213H87V212H86ZM97 213H98V212H97ZM107 213H108V212H107ZM124 213H125V212H123V214L121 213L122 216L124 215ZM176 213H177V212H176ZM178 213H179V211H178ZM190 213H191V212H190ZM205 213H206V212H204L203 214H205ZM208 213H209V212H208ZM221 213H222V212H221ZM236 213H237V212H236ZM238 213H239V212H238ZM241 213H242V212H241ZM251 213H252V212H251ZM13 214H14V213H13ZM17 214H18V213H17ZM27 214H28V212H27ZM32 214H33V212H32ZM72 214H73V213H72ZM87 214H88V213H87ZM100 214H101V213H100ZM102 214H103V213H102ZM131 214H132V213H131ZM135 214H136V213H134V215H135ZM153 214H154V213H153ZM183 214H184V212H183ZM183 214H182V215H183ZM192 214H194V213H191V215H192ZM197 214H198V213H197ZM233 214H234V213H233ZM252 214H254V213H252ZM252 214H251V216H252ZM19 215L21 216V213H20ZM23 215H24V214H23ZM25 215H26V213H25ZM39 215H40V214H39ZM53 215H54V213H53ZM69 215H70V214H69ZM73 215H74V214H73ZM73 215H72V217H73ZM77 215H78V214H77ZM97 215H98V214H97ZM108 215H109V214H108ZM115 215H116V214H115ZM119 215H120V214H119ZM126 215H127V214H126ZM139 215H140V214H139ZM139 215H138V216H139ZM142 215H143V214H142ZM182 215H181V216H182ZM200 215H201V214H200ZM210 215H213V214H210ZM210 215H209V216H210ZM218 215H220V213H219ZM239 215H240V214H239ZM242 215H244V214H241V216H242ZM249 215H250V213H249ZM14 216H15V215H14ZM20 216H19V217H20ZM47 216H48V215H47ZM54 216H55V215H54ZM58 216H60V215H57V217H58ZM70 216H71V215H70ZM91 216H92V215H90V217H91ZM93 216H94V214H93ZM93 216H92V217H93ZM99 216H100V215H99ZM99 216H98V217H99ZM120 216H121V215H120ZM181 216H180V218H181ZM197 216H198V215H197ZM197 216H196V217H197ZM202 216H203V215H201V217H202ZM215 216H216V214H215ZM235 216H236V215H235ZM255 216H256V215H255ZM6 217H7V216H6ZM19 217H18V218H19ZM32 217H33V216H32ZM45 217H46V216H45ZM55 217H56V216H55ZM67 217H68V216H67ZM79 217H80V215H79ZM104 217H106V215H105ZM116 217H117V216H116ZM118 217H119V216H118ZM118 217H117V218H118ZM145 217H146V216H145ZM171 217H172V216H171ZM177 217H178V216H177ZM183 217H184V216H183ZM183 217H182V218H183ZM246 217L249 218L248 215H247ZM252 217H253V216H252ZM13 218H15V217H13ZM61 218H63V217H61ZM76 218H77V217H76ZM81 218H82V216H81ZM83 218H84V217H83ZM133 218H134V217H133ZM167 218H168V217H167ZM175 218H176V217H175ZM184 218H185V217H184ZM193 218H194V217H193ZM209 218H210V217H209ZM211 218H212V217H211ZM229 218H230V217H229ZM31 219H34V218H31ZM50 219L52 220L53 218H50ZM56 219H57V218H56ZM58 219H59V217H58ZM78 219H79V218H78ZM88 219H89V217H88ZM96 219H97V218H96ZM110 219H112V218H110ZM147 219H149V218H147ZM171 219H172V218H171ZM206 219H208V218H206ZM244 219H245V217H244ZM244 219H243V221H244ZM259 219H260V217H259ZM262 219H264V218H262ZM12 220H13V219H12ZM15 220H16V219H15ZM54 220H55V219H54ZM75 220H76V219H75ZM89 220H90V219H89ZM89 220H86V222H87V221L89 222ZM151 220H152V219H151ZM154 220H155V219H154ZM180 220H181V219H180ZM196 220H197V219H196ZM196 220H195V221H196ZM214 220L216 221L217 219H214ZM227 220H228V218H227ZM238 220H239V218H238ZM250 220H251V219H249V221H250ZM27 221H28V219H27ZM60 221H61V220H60ZM64 221H65V219H64ZM80 221H81V220H80ZM84 221H85V219H84ZM90 221H91V220H90ZM126 221H127V220H126ZM129 221H130V220H129ZM188 221H189V219H188ZM192 221H194V219H193ZM219 221H220V220H219ZM11 222H12V221H11ZM34 222H36V221H34ZM41 222H42V221H41ZM49 222H50V221H49ZM51 222H52V221H51ZM55 222H56V221H55ZM67 222H68V221H67ZM109 222H110V221H109ZM136 222H137V221H136ZM136 222H134V223H136ZM154 222H155V221H154ZM198 222H199V221H198ZM204 222H205V221H204ZM212 222H213V219H212ZM241 222H242V221H241ZM241 222H238V223H241ZM251 222H252V221H250L249 226H250V224H252ZM263 222H264V221H263ZM13 223H14V221H13ZM15 223H16V222H15ZM45 223H46V222H45ZM62 223H63V221H62ZM74 223H75V222H74ZM79 223H80V222H79ZM83 223H84V222H83ZM132 223H133V222H132ZM186 223H187V222H186ZM191 223H192V222H191ZM193 223H194V222H193ZM196 223H197V222H196ZM200 223H201V222H200ZM202 223H203V221H202ZM210 223H211V221H210ZM222 223H223V222H222ZM258 223H259V222H258ZM31 224H32V223H31ZM36 224H37V223H36ZM52 224H53V223H52ZM54 224H55V223H54ZM63 224H64V223H63ZM81 224H82V222H81ZM87 224H88V223H87ZM89 224H90V223H89ZM98 224H99V223H98ZM130 224H131V223H130ZM151 224H152V223H151ZM188 224L190 225V223H188ZM245 224H246V223H245ZM255 224H256V223H255ZM11 225H12V224H11ZM48 225H50V224L48 223ZM56 225H58V224H56ZM91 225H92V224H90V226H91ZM94 225H95V223H94ZM143 225H144V224H143ZM147 225H148V224H147ZM204 225H205V223H204ZM204 225H203V226H204ZM210 225H211V224H210ZM218 225H219V224H218ZM221 225H222V224H220V227H221ZM227 225H228V224H227ZM233 225H235V224H233ZM260 225H261V224H260ZM4 226H5V225H4ZM17 226H18V225H17ZM22 226H25V224H24V225L22 224ZM52 226H54V225H52ZM79 226H80V225H79ZM86 226H87V225H86ZM136 226H137V225H136ZM172 226H173V225H172ZM187 226H188V225H187ZM216 226H217V225H216ZM245 226H246V225H245ZM253 226H254V224H253ZM10 227H11V226H10ZM15 227H16V225H15ZM15 227H14V229H15ZM20 227H21V224H20ZM20 227H19V228H20ZM25 227H26V226H25ZM33 227H35V226L33 225ZM57 227H58V226H57ZM74 227H75V225H74ZM91 227H92V226H91ZM96 227H97V226H96ZM96 227H95V228H96ZM137 227H138V226H137ZM165 227H166V226H165ZM167 227H168V226H167ZM170 227H171V226H170ZM194 227H195V226H194ZM200 227H201V226H200ZM208 227H209V226H208ZM223 227H224V226H222V228H223ZM231 227H232V225H231ZM239 227H240V226H239ZM241 227H242V225H241ZM257 227H258V226H257ZM262 227H263V226H262ZM0 228L2 229V228H4V227L0 226ZM19 228H18V229H19ZM22 228H23V227H22ZM31 228H32V227H31ZM35 228H36V227H35ZM48 228L50 229V227H48ZM61 228H62V227H61ZM76 228H77V227H76ZM99 228H100V227H99ZM102 228H103V226H102ZM102 228H101V230H102ZM142 228H143V227H142ZM144 228H145V227H144ZM192 228H193V227H191V229H192ZM225 228H226V227H225ZM234 228H235V227H234ZM244 228H245V227H244ZM24 229H25V228H24ZM63 229H64V228H63ZM63 229H62V230H63ZM96 229H98V227H97ZM105 229H106V228H105ZM110 229H111V228H110ZM145 229H146V228H145ZM145 229H144V230H145ZM188 229H189V227H188ZM191 229H190V230H191ZM198 229H199V228H198ZM201 229H203V228H201ZM201 229H200V230H201ZM207 229H208V228H207ZM209 229H210V228H209ZM250 229H251V227H250ZM2 230H4V229H2ZM8 230H9V229H7V232H8ZM29 230H30V228H29ZM69 230H70V229H69ZM77 230H78V229H77ZM103 230H104V229H103ZM135 230H137V229H135ZM164 230H165V229H164ZM222 230H223V229H222ZM227 230H228V229H227ZM227 230H226V231H227ZM234 230H235V229H234ZM234 230H233V231H234ZM253 230H254V229H253ZM20 231H21V230H20ZM34 231H35V230H34ZM63 231H65V230H63ZM63 231H62V232H63ZM73 231H74V230H73ZM75 231H76V230H75ZM75 231H74V232H75ZM94 231H95V230H94ZM110 231H111V230H110ZM110 231H109V232H110ZM113 231H116V230H113ZM139 231H141V230H139ZM142 231H143V230H142ZM153 231H155V230H153ZM216 231H217V230H216ZM249 231H250V230H249ZM255 231H257V230H255ZM262 231H263V230H262ZM7 232H6V233H7ZM13 232H14V231H13ZM29 232H30V231H29ZM32 232H33V231H32ZM51 232H52V230H51ZM55 232H56V231H55ZM57 232H58V231H57ZM71 232H72V231H71ZM148 232H149V231H148ZM218 232H221V231L219 230ZM227 232H228V231H227ZM245 232H246V231H245ZM247 232H248V230H247ZM4 233H5V232H4ZM4 233H3V234H4ZM11 233H12V232H11ZM17 233H18V232H17ZM24 233H25V232H24ZM69 233H70V232H69ZM69 233H68V235H69ZM98 233H99V232H98ZM100 233H102V232H100ZM137 233H138V232H137ZM137 233H136V235H137ZM141 233H142V232H141ZM141 233H140V234H141ZM146 233H147V232H146ZM169 233H170V232H169ZM180 233H181V232H180ZM191 233H192V232H191ZM198 233H199V232H198ZM200 233H201V231H200ZM249 233H250V232H249ZM254 233H256V232H254ZM0 234H1V232H0ZM31 234H32V233H31ZM55 234H56V233H55ZM73 234H74V233H73ZM103 234H104V233H103ZM134 234H135V233H134ZM143 234H144V233H143ZM151 234H154V233H151ZM158 234H159V233H158ZM165 234H166V233H165ZM167 234H168V233H167ZM170 234H172V233H170ZM224 234H226V233L224 232ZM242 234H243V233H242ZM242 234H241V235H242ZM257 234H258V232H257ZM6 235H7V234H6ZM13 235H14V234H13ZM16 235H17V234H16ZM33 235H34V232H33ZM36 235H37V234H36ZM36 235H34V236H36ZM53 235H54V234H53ZM56 235H58V233H57ZM59 235H60V234H59ZM97 235H98V234H97ZM99 235H100V234H99ZM141 235H142V234H141ZM161 235H162V234H161ZM241 235H239V236H241ZM245 235H246V234H245ZM245 235H243V236H245ZM247 235H248V234H247ZM247 235L245 236L246 239H247ZM249 235H250V234H249ZM262 235H263V234H262ZM1 236H3V235L1 234ZM4 236H5V234H4ZM9 236H10V235H9ZM11 236H12V235H11ZM21 236H22V234H21ZM27 236H28V235H27ZM29 236H30V235H29ZM38 236H40V235H38ZM42 236H43V235H42ZM54 236H55V235H54ZM139 236H140V235H139ZM149 236H150V235H149ZM149 236H148V237H149ZM163 236H164V235H163ZM163 236H162V237H163ZM167 236H168V235H167ZM173 236H174V235H173ZM212 236H213V235H212ZM215 236H216V235H215ZM257 236H258V235H257ZM5 237H6V236H5ZM49 237H52V236L49 235ZM49 237H48V238H49ZM99 237H100V236H99ZM103 237H105V236H103ZM115 237H116V236H115ZM132 237H133V236H132ZM132 237H129V238H132ZM134 237H135V236H134ZM140 237H141V236H140ZM143 237H145V236H143ZM150 237H151V236H150ZM178 237H179V236H178ZM181 237H182V236H181ZM202 237H203V236H202ZM231 237H232V236H231ZM1 238H3V237H1ZM8 238H9V237H8ZM13 238H14V237H13ZM19 238H21V237H19ZM29 238H30V237H29ZM29 238H28V239H29ZM36 238H37V237H36ZM39 238H40V237H39ZM43 238H45V237H43ZM116 238H117V237H116ZM123 238H124V237H123ZM127 238H128V237H127ZM145 238H146V237H145ZM151 238H152V237H151ZM164 238H165V237H164ZM171 238H172V237H171ZM179 238H180V237H179ZM191 238H192V237H191ZM196 238H197V237H196ZM216 238H217V237H216ZM216 238H215V239H216ZM242 238H243V237H242ZM257 238H258V237H257ZM16 239H17V238H16ZM22 239H24V236H23ZM25 239H26V238H25ZM49 239H50V238H49ZM53 239H54V238H53ZM89 239H90V238H89ZM100 239H101V237H100ZM119 239H122V238H119ZM135 239H137V238H135ZM153 239H154V238H153ZM175 239H176V238H175ZM217 239H218V238H217ZM217 239H216V240H217ZM221 239H222V238H221ZM236 239H237V237H236ZM240 239H241V238H240ZM243 239H244V238H243ZM262 239H263V238H262ZM17 240H18V239H17ZM31 240H33V239L31 238ZM43 240H44V239H43ZM47 240H48V239H47ZM95 240H96V238H95ZM116 240H117V239H116ZM165 240H168V238L165 239ZM177 240H178V239H177ZM188 240H189V239H188ZM210 240H211V239H210ZM224 240H226V239H224ZM244 240H245V239H244ZM252 240H253V239H252ZM13 241H14V239H13ZM23 241H24V240H23ZM39 241H42V240H39ZM39 241H38V242H39ZM49 241H50V240H49ZM108 241H109V240H108ZM124 241H125V240L123 239V242H124ZM139 241L141 242V240H139ZM154 241L156 242V240H154ZM158 241H159V240H158ZM160 241H161V240H160ZM183 241H184V240H183ZM228 241H229V240H228ZM4 242H5V241H4ZM11 242H12V241H11ZM17 242H18V244H19V241H17ZM17 242H16V243H17ZM24 242H25V241H24ZM28 242H30V241H28ZM32 242H33V241H32ZM93 242H94V241H93ZM100 242H101V240H100ZM102 242H103V241H102ZM104 242L107 243V241H104ZM119 242H120V241H119ZM119 242H118V243H119ZM132 242H133V241H132ZM145 242H146V241H145ZM169 242H170V241H169ZM173 242H174V241H173ZM176 242H177V241H176ZM194 242H195V241H194ZM197 242H198V241H197ZM220 242H221V241H220ZM220 242H219V243H220ZM224 242H225V241H224ZM243 242H244V241H243ZM39 243H40V242H39ZM125 243H126V242H124V245H125ZM159 243H160V242H159ZM167 243H168V241H167ZM167 243H166V244H167ZM180 243H181V242H180ZM190 243H192V242H190ZM190 243H189V244H190ZM217 243H218V242H217ZM245 243H246V242H245ZM28 244H29V243H28ZM41 244H42V243H41ZM127 244H128V243H127ZM129 244H130V243H129ZM138 244H139V243H138ZM142 244H144V243H142ZM160 244H162V242H161ZM166 244H165V245H166ZM170 244H171V243H170ZM174 244H175V242H174ZM186 244H187V243H186ZM189 244H188V245H189ZM226 244H228V242H227ZM231 244H233V243H231ZM26 245H27V244H26ZM37 245H38V244H37ZM130 245H131V244H130ZM134 245H137V244H134ZM144 245H145V244H144ZM152 245H153V244H152ZM154 245H155V244H154ZM171 245H172V244H171ZM171 245H170V248H171ZM243 245H245V244H243ZM23 246H24V245H23ZM28 246H30V245H28ZM31 246H32V245H31ZM35 246H36V245H35ZM101 246H102V245H101ZM111 246H112V245H111ZM120 246H121V245H120ZM132 246H133V244H132ZM214 246H215V245H214ZM214 246H213V247H214ZM218 246H219V245H218ZM225 246H226V245H225ZM228 246H229V245H228ZM230 246H231V245H230ZM241 246H242V245H241ZM248 246H249V245H248ZM248 246H247V247H248ZM133 247H134V246H133ZM142 247H143V246H142ZM147 247H148V246H146V248H147ZM152 247H153V246H152ZM181 247H182V246H181ZM184 247H185V246H184ZM189 247H190V246H189ZM236 247H237V245H236ZM244 247H245V246H244ZM113 248H114V247H113ZM127 248H128V247H127ZM139 248H140V247H139ZM144 248H145V247H144ZM149 248H150V247H149ZM154 248H155V247H154ZM216 248H217V247H216ZM223 248H224V247H223ZM228 248H229V247H228ZM228 248H227V249H228ZM249 248H250V247H249ZM0 249H2V248H0ZM103 249H105V248H103ZM109 249H110V248H109ZM124 249H125V248H124ZM141 249H142V248H141ZM151 249H152V248H151ZM157 249H158V248H157ZM157 249H156V251H157ZM172 249H173V247H172ZM214 249H215V247H214ZM217 249H218V248H217ZM234 249H235V247H234ZM238 249H239V248H238ZM240 249H241V248H240ZM244 249H245V248H244ZM246 249H247V248H246ZM246 249H245V250H246ZM111 250H113V249H111ZM133 250H134V249H133ZM142 250H143V249H142ZM148 250H149V249H148ZM152 250H153V249H152ZM159 250H160V249H159ZM161 250H162V249H161ZM161 250H160V251H161ZM179 250L181 251V249H179ZM187 250H188V249H187ZM192 250L194 251V249H192ZM195 250H196V249H195ZM222 250H223V249H222ZM222 250H221V251H222ZM225 250H226V249H225ZM232 250H233V249H232ZM232 250H229V251H232ZM241 250H242V249H241ZM254 250H255V248H254ZM262 250H263V249H262ZM1 251H2V250H1ZM1 251H0V252H1ZM113 251H114V250H113ZM116 251H117V250H116ZM124 251H126V250H124ZM146 251H147V250H146ZM166 251H167V250H166ZM184 251H185V250H184ZM196 251H197V250H196ZM221 251H219V252L221 253ZM226 251H227V250H226ZM233 251H234V250H233ZM2 252H3V251H2ZM5 252H6V248H5ZM8 252H9V251H8ZM110 252H111V251H110ZM110 252H109V253H110ZM144 252H145V251H144ZM177 252H178V251H177ZM209 252H210V251H209ZM214 252H215V250H214ZM223 252H224V250H223ZM223 252H222V253H223ZM248 252L252 254L253 251H251V252L248 251ZM6 253H7V252H6ZM71 253H72V252H71ZM132 253H133V252H132ZM138 253H139V252H138ZM151 253H152V251H151ZM158 253H159V252H158ZM181 253H182V251H181ZM184 253H185V252H184ZM189 253H190V252H189ZM191 253H192V252H191ZM191 253H190V254H191ZM227 253H228V252H227ZM234 253H235V255L237 254L236 251H235ZM107 254H108V253H107ZM107 254H105V256H106ZM142 254H143V253H142ZM152 254H154V253H152ZM155 254H156V253H155ZM155 254H154V255H155ZM169 254H170V253H169ZM172 254H173V253H172ZM172 254H171V256H172ZM175 254H176V253H174V255H175ZM186 254H187V252H186ZM199 254H200V253H199ZM211 254H212V253H211ZM218 254H219V253H218ZM224 254H225V253H224ZM231 254H233V253H231ZM231 254H230V255H231ZM241 254H242V252H241ZM243 254H244V253H243ZM131 255H132V254H131ZM136 255H137V254H136ZM158 255H159V254H158ZM177 255H178V254H177ZM183 255H185V254H183ZM195 255H196V253H195ZM206 255H207V254H206ZM215 255H216V254H215ZM220 255H221V254H220ZM220 255H218V256L221 257ZM235 255H232V257H234ZM129 256H130V255H129ZM133 256L135 257V255H133ZM137 256H138V255H137ZM137 256H136V257H137ZM147 256H149V255H147ZM171 256H170V257H171ZM188 256H189V255H188ZM191 256H192V255H191ZM202 256H203V255H202ZM228 256H229V254H228ZM239 256H240V255H239ZM239 256H238V257H239ZM242 256H243V255H242ZM244 256H245V255H244ZM91 257H92V256H91ZM109 257H110V256H109ZM114 257H115V256H114ZM119 257H120V256H119ZM119 257H118V258H119ZM125 257H126V256H125ZM144 257H145V256H144ZM159 257H161V256H159ZM194 257H195V256H194ZM194 257H193V258H194ZM208 257H209V256H208ZM214 257H215V256H214ZM225 257H226V256H225ZM238 257H236V258H238ZM248 257H249V256H248ZM252 257H253V255H252ZM118 258H117V259H118ZM128 258H129V257H128ZM146 258H147V257H146ZM151 258H152V257H151ZM153 258H154V257H153ZM166 258H168V257L166 256ZM172 258H173V257H172ZM176 258H177V257H176ZM189 258H190V256H189ZM206 258H207V257H206ZM206 258H205V259H206ZM228 258H229V257H228ZM236 258H234V259H236ZM249 258H251V257H249ZM72 259H73V258H72ZM122 259H123V258H122ZM122 259H121V260H122ZM126 259H127V257H126ZM139 259H140V257H139ZM158 259H160V258H158ZM179 259H180V258H179ZM184 259H185V258H184ZM198 259H199V258H198ZM210 259H211V258H210ZM223 259H225V258H223ZM229 259L231 260V256H230ZM238 259H239V258H238ZM245 259H246V258H245ZM245 259L243 260V262L245 261ZM247 259H248V258H247ZM84 260H85V259H84ZM94 260H95V259H94ZM105 260H106V259H105ZM109 260H110V259H109ZM109 260H108V261H109ZM115 260H116V259H115ZM115 260L113 259L114 262H115ZM132 260H134V259H132ZM143 260H144V259H143ZM154 260H155V259H154ZM154 260H153V261H154ZM156 260H157V258H156ZM176 260H177V259H176ZM206 260L209 261L208 259H206ZM230 260H229V261H230ZM232 260H233V259H232ZM90 261H91V259H90ZM134 261H135V260H134ZM139 261H140V260H139ZM147 261H148V260H147ZM161 261H163V260L161 259ZM200 261H201V260H200ZM217 261H218V260H217ZM237 261H238V260H237ZM237 261H236V262H237ZM241 261H242V259H241ZM258 261H259V260H258ZM85 262H86V261H85ZM85 262H84V263H85ZM110 262H112V260H111ZM110 262H109V263H110ZM122 262H123V261H122ZM137 262H138V261H137ZM156 262H157V261H156ZM156 262H155V263H156ZM183 262H184V261H183ZM191 262H192V261H191ZM231 262H232V261H231ZM91 263L93 264V262H91ZM133 263H134V262H133ZM148 263H149V261H148ZM155 263H154V264H155ZM161 263H163V262H161ZM184 263H185V262H184ZM192 263H193V262H192ZM200 263H201V262H200ZM207 263H208V262H207ZM210 263H211V262H210ZM220 263H221V261H220ZM228 263H230V262H228ZM232 263H233V262H232ZM89 264H90V263H89ZM113 264H114V263H113ZM120 264H121V263H120ZM125 264H126V260H125ZM127 264H128V263H127ZM150 264H151V263H150ZM152 264H153V263H152ZM157 264H158V263H157ZM181 264H182V263H181ZM186 264H187V263H186ZM190 264H191V263H190ZM201 264H202V263H201ZM208 264H209V263H208ZM223 264H224V263H223ZM225 264H226V263H225ZM236 264H237V263H236Z\"/></svg>",
	"mask_w": 264,
	"mask_h": 264
}]
</instances>
